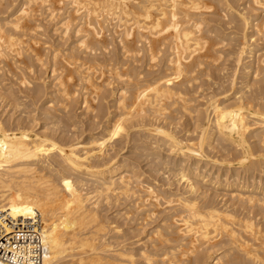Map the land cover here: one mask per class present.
I'll return each instance as SVG.
<instances>
[{
    "label": "bare ground",
    "instance_id": "6f19581e",
    "mask_svg": "<svg viewBox=\"0 0 264 264\" xmlns=\"http://www.w3.org/2000/svg\"><path fill=\"white\" fill-rule=\"evenodd\" d=\"M2 3H3V0H0ZM8 1V0H7ZM13 1V0H12ZM11 1V2H12ZM16 1V0H15ZM211 1V0H210ZM209 0H208V2H207V0H21V3L19 4V6L18 7H15V10H14V12L11 14V17L10 18H8V19H6V21L5 22H3V23H1L0 22V62L2 61L3 63L5 62V59L6 58H9V56H11V54H13L14 55V57H15V59L17 60L18 59V57H19V54H20V52H22V49L20 50L19 49V52H16V50L18 49V47H17V49L16 48H13V46L14 47H16V45H19L20 44V42L19 41H21L20 39H22V36H21V38H19V41H17L18 42V44H16L17 42H16V39H15V36L17 35H19L18 34V32L21 30V28L23 27L24 28V26L26 27V25H24L25 23V21L26 20H28L30 17L31 18H33V15H35L34 13H33V11L35 12H38V11H40L39 9H38V7L39 8H41L42 6L43 7H45V9L47 8V11H50L49 13L48 12H45V13H47L48 14V17L49 18H46L45 19V23L47 22V26H45L44 24H42L41 25V27L44 25L45 26V28H47L48 30H50V28L49 27H52V26H50V25H52V24H54V23H56V20H57V22L59 21V19H56L55 21H54V23L52 22L51 24L49 23V27H48V21H47V19H49V20H52V19H54V17L55 18H57V12H59V9L58 10H56L55 9V5L58 3V4H61L62 5V3H63V5H66L67 4V9L69 8V10H64V9H62V6L61 5H59V6H61V7H59V8H61L60 10L61 11H66V13H65V15H64V17L62 18V20H60V21H63L62 23H60V21H59V26L60 27H64L65 26V29L63 28L62 30H65V31H67V29L68 28H70V25H71V23L72 24H74V22L73 21H77L78 19V21H80V22H76V24H77V27H76V31H75V33H74V35H76L75 37H74V35H72V37H74V38H76L77 36H79L80 37V35H81V37L76 41V43H78L79 42V45H76V46H79L78 48H80V47H84V48H86V49H84V51H87V49H89V50H92V51H88V54H87V52H86V54H85V56L86 55H89V53L91 54L92 52L94 53V51L96 50V49H98V51H100V52H102L103 53V55L105 54V50H104V52H103V49L105 48V46H106V42H105V39L106 38H108V31H106V28L107 29H109L108 28V24H113L112 26L114 27V29H115V31L114 32H119V34L118 35H120V38L117 36V41L119 42L120 41V43L122 44V49L120 48H118L119 50H123L124 49V53H126L127 55H128V53L129 52H131V51H133V50H138V51H140V48L138 49V48H136L135 47V43H137L136 41H135V37L137 38V40H139V41H142V39L144 38L145 40H147L146 42H144V46H146V50H147V56L149 57H147L146 56V54L141 50V52L145 55V59H146V57H147V59L146 60H148V62L149 61H153V60H155L156 58V55L158 54V53H156L157 52V42H158V40L160 41L159 43V47L162 45V43L163 44H165L166 45V47H167V57H165L166 59H167V69H166V72H164L163 74H161V73H157L158 75H157V77H155V75L152 73L153 72V70H154V72L156 71L155 69H161V67L163 66V64H162V66L159 68V66L160 65H158L157 63H155L154 61V63L156 64V65H158V67L155 65V64H153V62H152V64L151 65H149L150 64V62L148 63V64H146L147 65V67L148 66H154L155 65V69H150V70H152V74L154 75V77L151 79L150 78V74H149V70H148V76H146L147 78H150L151 80H146L145 78L146 77H144V79H142L143 77H136V76H134V77H136V79L134 78V77H131L132 79H135L136 81H134L132 84H133V88H132V84H131V82L130 81H133L132 79H130V77H129V81H128V77H127V80H126V83L128 84V82H129V86L131 87V88H129V87H127L128 85L126 84V87H118L117 88V96L115 97V95L113 96V100L112 101H115V105L113 106V107H116V109H118V110H121V112H122V114H119L120 115V117H119V115L117 116V117H119V118H117L116 120H114L113 119V117H112V119H113V121L111 122L110 121V123L107 125V127H104L103 125H102V123L104 122V118L105 117H107L106 115H104V113L102 114V115H104L105 117H102L103 118V120H102V118H101V120H99L100 122H101V124H100V122L97 124V127L100 125H102L103 127L102 128H104V132L103 133H101L102 134V136L101 135H99V136H101V137H99L98 138V136H96L97 137V139L96 140H94V139H91L90 141H89V138L88 137H90L89 135H88V137H87V139H86V142H89V144H91V146L92 147H90V148H85V147H82V148H78V142L77 143H75V142H73L72 141V136L71 137H69V139L71 138V141L72 142H70L69 143V141L68 142H66L65 140H64V138L63 139H60V141H59V139L57 138V140H56V138H54L56 135H55V133H54V135H53V137H52V135H51V133L52 132H55L54 130V127L55 126H53L51 123V125L50 126H52L51 128L52 129H54L53 131H52V129H51V131L52 132H50V135L51 136H49V135H47V134H45L44 133V135H39L38 133H40L41 131H44V130H41V131H39V132H37V131H35V132H37V134H35V136L32 134L33 133V131L31 132L30 131V129H35V127H37L38 125H36V123H35V115L33 114V116L35 117L34 118V120H32L35 124L34 125H36V126H33V128H30V129H28V127H26V126H28V125H26V126H24V124H26V123H24V122H26V121H24V122H21L20 121V119H21V117H22V114H19L18 115V117L17 118H19V120H17L18 122H21V123H24L23 124V126L24 127H19V126H16V127H14V128H6L5 126H4V124H3V121H1L0 120V210H2V211H8L14 218H30V217H32V216H34V215H40L41 216V218H42V222H43V225H42V228H43V243H44V246H45V250L42 252V255H41V258H40V261L38 262V263H36V264H116V263H120L121 264V262H112V260L114 259V258H111V260H110V258L108 257V255H106V254H108V253H106L108 250L105 248L106 246H109L108 244H110V242L108 243V244H106V242H105V240H104V235L106 234V232H108L109 231V228H106L107 227V225H106V220L104 219V217H105V215H100V213H106L105 211H104V209H101V210H103L104 212H99L100 210V208H102V207H100L99 205H103L102 203H100V200L102 199V198H105V199H109V198H111V197H113V202L115 201V200H117V199H121L122 198V195L125 197H127V199H128V201L130 200V199H133V198H131V197H135L136 196V194H137V198L138 199H140V201L139 200H137V202L139 201V202H142V201H144V200H146V198L145 199H142V198H144L145 197V193L143 194L141 191H139V190H142V188H143V191H147V195H153L154 196V194H153V192L155 191L156 192V190H153V189H155L156 187H157V185L156 184H154V185H156L155 186V188L153 187V189L151 188V185L150 186H148V184L146 185V184H142L141 182V185H143V187L140 185V187H142L141 189H137L138 187H136V190L137 191H139L140 192V195H141V193L144 195V197H143V195L142 196H140L139 195V193H137V191H135V187H134V184H136L137 182H133L134 181V179H133V181L131 182V180H132V178L134 177V176H138V174H136V175H134L135 173L133 172V170H131L132 169V166H131V168L129 169L128 168V166L126 165V163H124L123 161H121V159L119 158V154H117L119 151V149L120 148H122V147H120L122 144H117L116 142V144L119 146V149H117V150H115V153L111 150L110 152L111 153H107L109 150L108 149H106V148H108L109 146L107 145V144H110V143H107V142H110L111 140H113V139H115L114 137H116L117 135L118 136H120L122 133L124 134V138L127 140L128 138H129V140H130V135H131V131H130V129L131 128H136V127H142V128H144L145 126H146V124H148V123H144L143 121L142 122H132V120H130L129 122H131V123H125V122H127V120L126 119H129V118H127V116H129V117H131L132 118V116H142V115H144L145 113H149L148 115H149V117L153 114V116L156 118V116L158 117V116H165V114L167 113V111H168V109L170 110V108L169 107H171V108H174V107H172L173 106V104L174 103H176V104H178V102H181L182 103V105H183V107L182 108H184L185 109V111H187L188 110V112L189 113H185V115L186 114H189L190 115V112L192 113V111H190L189 109H190V107H188V97H186L185 95L188 93H186L185 94V92H186V89H185V86L187 87V85H183V84H185L184 82H187V83H190L191 81H192V79L193 78H195V76L193 75V73H195V72H199L198 74L200 75V70L202 69L203 70V68H198L197 66H199V64L202 66V61L201 60H203V58L202 59H199V57H202L203 55H202V52H200V51H202V50H211L210 48H209V44L208 43H210V45H211V42H212V40L214 39V38H216V37H213L214 36V34H211L208 30V32H209V34L208 33H205L204 32V30H203V27H205L204 26V23L206 22H204L203 20L204 19H202V17H204V14L205 15H208L209 14V11H208V14H206V12H207V10H206V12L202 15V13L204 12V10L205 9H208V8H210L211 9V7H212V9L211 10H213V7H216L217 5L215 4V5H213L212 6V4H211V2H210ZM214 2H215V0H213ZM212 1V3H214ZM221 1V0H220ZM229 1V0H228ZM239 1H241V0H231L230 1V3H231V5H232V3H240ZM248 1V0H247ZM250 1H252L253 2V4H255V7L252 9V11H248L249 13L247 14V15H245L244 13H242V10L243 9H241L240 11H238L237 10V12H240V13H242L241 15H242V20H240L238 23H240V22H242V23H240V25H242V27L240 28V29H244V28H247V27H251V29H253V35L252 36H250V37H252V39L251 40H253V42L252 41H250V43H248V41L249 40H247V37H246V35L248 34V33H246V35H243V40L241 41V45H240V48H239V51H238V54L236 55V54H234V55H236L237 56V58H236V61H237V63H238V68H236V72L238 71H240L241 69L243 70V71H245V73H244V75L246 76V77H249V76H252V77H255V78H257V80L254 78V82L252 83V82H249L250 81V79H248L247 81H246V77L243 79V80H245L246 81V83L245 84H247V85H250L249 87H247V88H249V90L251 89V87L253 86H256V88L255 89H253V90H251V92L250 93H247V92H243V91H246L245 90V88L243 89V93H238L239 94V96H237L236 97V99L234 100V101H229V103L228 102H225V98H227V96L229 95V93H224V95H223V98H218V97H216V96H214L215 95V91H214V94H212L211 95V97H210V102L208 101L209 100V98H208V102L210 103V105H209V103H208V105H209V118H208V124L206 125V126H204L203 125V123L202 124H200L199 123V127H200V129H198L197 128V126H196V128L199 130V132H198V134L196 135V136H192L191 138H189V139H187V137L188 136H186V138H185V140L187 139V141L185 142H183L182 140H184V136H183V139L181 140L180 139V141L179 140H177L176 139V134H175V136H174V134H172V133H170V132H168V131H172V130H168V131H166L162 126H160V125H157L156 124V122L158 121H156L155 122V124H156V126H154V128L152 127V125H151V127H152V129L151 130H153L152 132H155L156 134H160L159 136H163L162 137V139L164 140V142H171L170 144H172L173 143V145H171V146H175V147H177L176 148V155L177 154H179L180 155V157H181V155L182 156H186L185 158H183V159H180V161L178 162L177 161V163H176V165L174 166V164L171 162V166H172V164H173V166H174V172H170L169 174L170 175H174V177L177 179V182H180V184H182L183 183V185H184V183H185V186L187 185V187H188V189L190 190V191H192V192H198L199 190H200V186H201V184L203 183L202 181L204 180L205 182H206V180L207 179H210V181L212 182V183H214L215 185L216 184H218V185H223V187L224 186H226V187H236V189L238 190V192L236 191H232V192H234L235 193V195H234V193H231L230 192V194L229 195H231L230 197H232V199L233 198H235V199H233V200H236V202L237 203H240V206L239 207H243V208H240V210L241 209H244L243 211H240L239 209H238V211H239V213H238V211L237 212H235V210H234V208L232 209V207H231V209L232 210H234V211H232V210H230L229 208H227V209H222L221 208V206L223 205H221V203L220 204H217L218 206L219 205H221L220 206V208L219 207H217L215 204V200H213V202H214V204L210 201V202H206L205 201V203H203L202 205H199L198 203L200 202H197V200H198V197H196L197 198V200L196 199H194V196L192 197L193 198V200H192V198L191 199H189L188 198V196L186 197L185 196V191L184 192H182L183 194H184V196H183V194L182 193H180L181 195L180 196H178V199H177V197L175 198V199H177V202H173V198L169 201V205H171V203L173 202V203H175L176 204V206L178 205L179 206V204L181 205V207L183 208V210H182V208H179V207H177V208H179L180 210H182L180 213L178 212V214H180L179 215V218H180V220H182V222H183V224H184V227L183 226H181V228L180 229H178V230H180L181 232H182V234H183V236L185 235L186 237H187V235H188V237H189V240H187V243H186V245L187 246H185V247H187V248H181L182 246H184L185 245V240H186V238L184 239V237L183 236H179V239H184V241H183V244L184 245H182L181 244V242L179 241V239H178V241H177V239H175L174 240V242H176V243H178V244H181V245H177L176 244V247L177 246H179V248H181L182 249V251L180 252L179 250V248L178 249H176V250H178V254H177V251H174L175 250V248H174V250H172L171 252H168L167 254H169V257H168V259H169V261L168 262H174V263H176V264H180V262H182V261H186L185 260V257L187 258V260H188V258H190V257H188V256H190L191 255V253H193V252H195V253H198V255L194 258V261H195V263L196 264H202L203 263V260L206 258V260H207V257L210 259L211 258V256L213 257L212 258V260H213V263L214 264H264V225L263 224H261V222H260V220L259 221H257V219H256V217L258 218V216H260V214H264V186H256V185H254V184H256L254 181H255V176H257V175H260V174H257V173H263V175H264V160H262V161H260V158L259 157H254V155H255V153H254V151H257V150H255L257 147H258V149H259V147H260V149L259 150H261L262 149V153L264 152V91H263V89H264V0H249V3H250ZM0 2V3H1ZM10 2V3H11ZM14 2V1H13ZM20 2V1H19ZM210 2V4H208ZM216 2H218V1H216ZM222 2V1H221ZM221 2H220V4H221ZM6 3V2H5ZM5 3H3V4H5ZM9 3V2H8ZM8 3L6 4L7 6H8ZM64 3H66V4H64ZM223 3V5L225 4L224 2H222ZM13 4V3H12ZM12 4H9V5H12ZM14 4H15V2H14ZM219 4V3H218ZM237 4V5H238ZM247 4V3H246ZM1 5V4H0ZM16 5V4H15ZM18 5V4H17ZM16 5V6H17ZM39 5V6H38ZM226 5V4H225ZM224 5V6H225ZM235 5V4H234ZM232 6L233 8L235 7V9H236V6ZM249 5V4H248ZM36 6H38V7H36ZM250 6V5H249ZM254 6V5H253ZM252 5H251V7H253ZM2 6H0V8H1ZM36 7V8H35ZM43 7L41 8V9H43ZM56 7H58V6H56ZM65 6H63V8H64ZM239 7H242V4H241V6L239 5ZM5 8H7V7H5ZM4 8V9H5ZM10 8V7H9ZM14 8V7H13ZM217 8H219V10H216V11H218V13L215 11V8H214V11H211V13H213L214 12V16H215V14L217 13V14H221L222 13V15L224 16V20H225V16L226 15H224V13L222 12L223 10H221V8L220 7H217ZM216 8V9H217ZM244 8V7H243ZM36 9H38V11L36 10ZM203 9V10H202ZM222 9H223V7H222ZM238 9V8H237ZM246 9H248V10H250L249 8H246ZM1 10V9H0ZM54 10H56V13L55 14H57L56 16H54L55 14L53 13L54 12ZM220 10H221V12H220ZM225 10V9H224ZM227 10V9H226ZM225 10V11H226ZM231 9H229L228 11H230ZM245 10V9H244ZM2 11V10H1ZM0 11V12H1ZM6 11H8V9H6ZM11 11H12V9H11ZM10 10H9V12H11ZM43 11H44V9H43ZM41 12V14L43 15V13L44 12ZM247 11V10H246ZM4 12H5V10H4ZM35 12V13H36ZM2 13V12H1ZM44 13V14H45ZM61 14L62 13H64V12H60ZM59 13V15H61ZM226 13V12H225ZM228 13V12H227ZM233 12H231V14H232ZM3 14V13H2ZM1 14V15H2ZM4 14H6V12L4 13ZM41 14H39L40 16H41ZM46 14V15H47ZM230 14V15H231ZM235 13H233V15H234ZM45 15V16H46ZM59 15H58V17H59ZM62 15V16H63ZM202 15V17H199V16H201ZM212 15V14H211ZM227 15H229V14H227ZM236 15V14H235ZM234 15V16H235ZM245 15V16H244ZM61 16V17H62ZM213 16V15H212ZM216 16H218V15H216ZM222 16V17H223ZM232 16V15H231ZM4 17V16H3ZM7 17H9V16H7ZM43 16H41V18H42ZM228 17V16H227ZM236 17H237V15H236ZM6 18V17H5ZM4 18V19H5ZM30 18V19H31ZM35 18H36V16H35ZM44 18V17H43ZM42 18V19H43ZM60 18V17H59ZM208 18H210V17H208ZM218 18H221L220 16L219 17H217V19ZM34 19V18H33ZM61 19V18H60ZM223 19V18H222ZM35 20V19H34ZM38 20V19H37ZM101 20L103 21V23L101 24ZM216 20V19H215ZM235 20V19H234ZM236 20H238L237 18H236ZM1 21H4V20H1ZM30 21H32L33 22V20H30ZM40 21V20H39ZM39 21H37V22H39ZM209 21V20H208ZM221 21V20H220ZM219 21V22H220ZM223 21V20H222ZM231 21V20H230ZM37 22H35V23H37ZM43 22V21H42ZM211 22H214L213 20L211 21ZM217 23H219L218 22V20L216 21ZM226 22H227V20H226ZM225 22V23H226ZM235 22V21H234ZM233 22V23H234ZM26 23H27V21H26ZM29 23V22H28ZM27 23V24H28ZM35 23L33 22V23H30L31 25H35ZM104 23H107L106 25L104 24ZM221 23V22H220ZM219 23V24H220ZM223 23V22H222ZM228 23V22H227ZM231 23H232V21H231ZM230 23V25H229V27H230V29H231V25H233V24H231ZM236 23V22H235ZM29 24V25H30ZM57 24V23H56ZM84 24L86 25V27L84 26ZM206 24H208V23H206ZM55 25V24H54ZM62 25V26H61ZM75 25V24H74ZM218 25V24H217ZM223 25V24H222ZM225 25V27L227 26L226 24H224ZM236 24H234V26H235ZM32 26V27H33ZM55 26H57L58 27V25H55ZM84 26V27H83ZM106 26V28H104V27ZM213 25H211V27H212ZM219 26V25H218ZM221 26V25H220ZM237 26V28H238V26H239V24H237L236 25ZM35 27H38V28H36L37 30H39V26H38V24H37V26L35 25L34 27H33V29H35ZM57 27H55V28H57ZM73 27H75V26H72L71 28L73 29ZM210 27V28H211ZM216 27V26H215ZM225 27H223V28H225ZM233 27V26H232ZM43 28V27H42ZM42 28H40V30H42ZM70 28V29H71ZM86 28V29H85ZM99 28V29H98ZM107 32V33H105V34H107L108 36H105V34H103V32H102V30L103 29ZM111 28V27H110ZM205 28H207V27H205ZM209 28V29H210ZM213 28V27H212ZM228 28V27H227ZM226 28V29H227ZM234 28V27H233ZM236 28V30L238 31V29ZM20 29V30H19ZM26 31L28 30V29H30V27L29 28H24ZM24 29H22V30H24ZM33 29H30V32H28V35L25 33V37H26V35L28 36V37H30L31 35H33L32 34V32H33ZM44 29V28H43ZM69 29V30H70ZM75 29V28H74ZM214 30H216L215 28H213ZM239 29V30H240ZM248 29V28H247ZM251 29H250V31H251ZM22 30H21V32H19L21 35H23L24 34V32H26V31H24L23 32V34H22ZM54 30V29H53ZM53 30H52V33H51V35L54 33L55 35H58V34H56V33H58L57 31L56 32H53ZM56 30V29H55ZM54 30V31H55ZM57 30H58V28H57ZM101 30V31H100ZM111 30V29H110ZM222 30V27L220 28V31ZM14 31H18L17 32V34L16 35H13V34H15L14 33ZM29 31V30H28ZM36 31V30H35ZM34 31V32H35ZM60 31H61V29H60ZM72 31V30H71ZM71 31H68V32H66V36H64V38L66 37V39L70 36L69 34H72V33H69V32H71ZM85 32V33H81V32ZM112 31V30H111ZM212 31V30H211ZM220 31H219V33H220ZM224 31V30H223ZM227 30H225L224 32H226ZM236 31V32H237ZM42 32H45V34H49V33H46V32H48V31H46V29H45V31H42ZM41 32V33H42ZM100 32H102V34L106 37L105 39H104V37L103 36H101V34H100ZM216 32V31H215ZM214 32V33H215ZM224 32H221V33H224ZM242 31H240V33H241ZM249 32V31H248ZM31 33V34H30ZM35 33H37V38H39V37H41V34H39L38 35V33H40L39 31L37 32H35ZM63 33L64 32H62V34H61V32H59V35H63ZM67 33H68V37H67ZM78 33H80L79 35H78ZM213 33V32H212ZM218 32L216 33L217 35H220ZM228 33V32H227ZM231 33H233V32H231ZM238 33H239V31H238ZM44 33H42V35H45ZM99 34H100V36L104 39H102V38H100L99 37ZM109 34H110V31H109ZM117 34V33H116ZM115 34V35H116ZM211 34V35H210ZM250 34V33H249ZM35 35V34H34ZM33 35V36H34ZM59 35H58V39H55L54 38V36H52V38L53 39H55V40H59L60 38V40L62 41V42H65V41H63V36H60V38H59ZM111 35H113V33L111 32ZM213 35V36H212ZM223 35V34H222ZM224 35L226 36V33H224ZM235 35L238 37V35L235 33ZM254 35L256 36H258V38H254ZM216 36V35H215ZM228 36H229V33H228ZM256 36V37H257ZM28 37L26 38V40H22L21 42L22 43H24V41H25V43L27 44V42H28V40L30 39H28ZM35 37V36H34ZM33 37V38H34ZM50 37V36H49ZM49 37H48V40H49ZM72 37L71 38H69V39H71L72 40ZM116 36H114L113 38H115ZM230 37L231 38H234V34H233V37L230 35ZM230 37H229V39H230ZM42 38H43V36H42ZM42 38H39V41H38V39L36 40V42L35 43H39V42H41L40 40H42ZM73 38V39H74ZM78 38V37H77ZM76 38V39H77ZM112 37L110 38V40H108V39H106V41H111V39H113ZM160 38H162V40H164V41H161L160 40ZM212 38V39H211ZM219 38H220V36L218 37V38H216V39H218L219 40ZM228 38V37H227ZM239 38H240V40H241V37L239 36ZM239 38H237L238 40H239ZM25 39V38H24ZM31 39H32V37H31ZM45 39H46V36H45ZM50 39H51V37H50ZM66 39H64V40H66ZM116 39V38H115ZM120 39V40H119ZM221 39V38H220ZM224 39H226V37L224 38ZM229 39L227 40L228 42H230L229 41ZM248 39H249V37H248ZM18 40V39H17ZM35 41V39H32V41ZM54 40V41H55ZM68 40V39H67ZM232 40V39H231ZM236 40V39H235ZM239 40V41H240ZM27 41V42H26ZM47 41V40H46ZM56 41V42H57ZM61 41H59V44L61 45ZM223 41V39L222 40H220V41H214V42H212V45H214V43L215 42H217V43H215V44H218L219 46H220V43ZM31 42V40H29V43ZM49 42V41H48ZM48 42H44V40H43V43H48ZM53 41H51V43H52ZM55 42V43H56ZM107 42V44L109 45V43ZM113 42H115L114 41V39H113ZM118 42H116V43H118ZM127 42V43H126ZM135 42V43H134ZM143 42V41H142ZM226 42V41H225ZM227 42V43H228ZM233 42V41H232ZM236 42H238V41H236ZM37 43V44H38ZM54 43V44H55ZM75 42H73V44H74ZM75 43V44H76ZM115 43V44H116ZM224 43V42H223ZM235 43V42H234ZM16 44V45H15ZM26 44H23L22 46H25ZM40 45L42 44V43H39ZM45 44V45H46ZM54 44L52 45V46H54ZM66 44H69L68 43V41L66 42V43H62V45H63V47H64V45H66ZM114 44V43H113ZM121 44H119L120 46H121ZM130 44V45H129ZM222 44V43H221ZM238 44V43H237ZM21 45V44H20ZM45 45L43 46V47H45ZM62 45H61V47H59V45L57 46L58 48H61L62 49ZM137 45V44H136ZM218 45H215V46H213V52H215V54L214 53H212V50H211V54L213 55H215V56H217V58H219V56H220V58L218 59V61L221 59V58H223L222 56H221V54H219L220 52L218 51V53H217V55H216V50H218V49H216V48H219V46ZM222 45H224V44H222ZM30 45H28V47H29ZM39 46V45H38ZM70 46V45H69ZM75 45H71L70 47H74ZM112 46V45H111ZM118 46V45H117ZM229 46H230V44H229ZM21 47V46H20ZM28 47H27V49H28ZM36 46H34V48H35ZM40 47V46H39ZM43 47H41V48H43ZM46 47H48L49 48V46H47L46 45ZM55 47V46H54ZM67 47V45L65 46V48ZM102 47H104V48H102ZM108 47V46H107ZM113 47V46H112ZM214 47H215V49H214ZM221 47V46H220ZM222 47H224V46H222ZM231 47V46H230ZM236 47H238V46H236ZM235 47V48H236ZM23 48V47H22ZM31 48V47H30ZM37 48V47H36ZM75 48H77V47H75ZM75 48L73 49V50H70L69 48H67V50H65L62 54L64 55L63 56V58L64 57H67L64 53H66L67 54V52L66 51H68V56L69 57H67V58H71L72 60H75V59H77V58H75L77 55H76V53L78 54L79 53V55L81 54V52H83V51H75L74 52V50H75ZM77 48V49H78ZM102 48V49H101ZM110 46H109V51H110ZM113 48H115L116 49V47H113ZM142 48V47H141ZM163 48V50H164V46L162 45V47L160 48V50ZM234 48V49H235ZM25 49V48H24ZM23 49V50H24ZM26 49V50H27ZM40 49V48H39ZM37 50L38 52L39 51H41L42 49H40V50ZM46 51L48 50L47 48H44ZM51 50H52V52H53V49L52 48H50ZM70 50V52L71 51H73L74 53H75V56L73 55V53L72 54H70L69 53V50ZM76 49V50H77ZM82 48H80V50H81ZM106 49V48H105ZM112 49V48H111ZM118 49H117V51H118ZM232 49V48H231ZM232 50V51H236V50ZM237 49V48H236ZM26 50H24L25 52H26ZM31 50V49H30ZM29 50V51H30ZM34 49L32 48V51H33ZM36 50H34L36 53L35 54H37V55H40V56H42V52H43V50L41 51V52H39V53H37V51ZM94 50V51H93ZM107 50V51H108ZM113 50V49H112ZM156 50V51H155ZM159 50V49H158ZM159 50V51H160ZM225 50V49H224ZM227 50V49H226ZM33 51V52H34ZM46 51H44L45 53H46ZM57 51H60V50H57ZM57 51L55 50L54 52V54L53 53H51V55H53V57L50 55V57L48 58V59H50V58H52V61H50V62H52L53 64H51V65H53V66H50V68H51V76H55V83L52 85V88H53V86H54V91L57 93L56 95L58 96V94L62 97V100H64L63 102H65V101H67V103L70 101L71 102V96H70V94H68L67 92L69 91L70 92V90L73 92V90H72V86H70V87H72L71 89H70V87H69V89L70 90H68V88H67V90H65L66 88H65V86L67 85V84H69V82L67 83V82H65L64 83V81H67L68 80V78H67V80H64V79H62V77L64 78L65 76H64V74H63V72H57V69L59 68H57V67H55V65H56V61L58 62V61H60V60H57V57H58V53H57ZM114 51H116V50H114ZM135 51H133V52H135ZM24 52V53H25ZM48 52V51H47ZM51 52V51H50ZM62 52V51H61ZM119 52V51H118ZM122 53H123V51H121ZM161 52H163V51H160L159 52V54L157 55L158 57L160 56V53ZM165 52V51H164ZM196 52H198L199 54H201V55H198L199 57L197 58V59H199L200 61H197V60H195L196 58H194L193 57V59H194V61H193V59L191 60V58H192V56L193 55H196V57H197V53ZM205 52V54L207 53L206 51H203V53ZM224 52V51H223ZM228 52V51H227ZM226 52V53H227ZM230 52V51H229ZM42 53V54H41ZM92 53V55H94ZM96 53V52H95ZM99 53V52H98ZM98 53H96V56H98L97 54ZM107 53V52H106ZM108 53H110V52H108ZM122 53H119V54H122ZM141 53V54H142ZM209 53V52H208ZM21 54H23V53H21ZM20 54V55H21ZM26 54V53H25ZM25 54H23V55H21V58H23L22 56H24L25 57ZM28 54L30 55V54H32L31 53V51L28 53L27 52V55H26V57L28 56ZM50 54V53H49ZM60 54V53H59ZM62 54H61V56H62ZM111 54V53H110ZM126 54H122L123 56H125ZM136 54V53H135ZM138 54H140V52H138ZM140 54V61L141 60H144L143 58L141 59V55ZM162 54V53H161ZM164 54H166V52L164 53ZM210 54V56L209 55H207L208 56V60L210 61V60H212V63H211V65L215 62V60H216V58L214 57V59L212 58V55ZM227 54H229V53H227ZM231 55H232V53H230ZM229 54V55H230ZM18 55V57H16ZM36 55V57H32L33 59H35V60H32V63H33V61L35 62L36 61V63H34V64H36V65H39V64H41V65H44L45 64V61L46 60H48L47 59V57H46V55H47V53H46V55L44 54V56H42V57H45L46 58V60L45 61H43V58L41 59V57L40 56H37ZM91 55V57H88L87 56V58L83 55H81L82 57H83V59L85 58L86 60L88 59V58H92L93 56ZM117 55V54H116ZM115 55V56H116ZM133 55V54H132ZM163 55V54H162ZM161 55V57H163ZM219 55V56H218ZM31 56H33V54L31 55ZM35 56V55H34ZM60 56V57H61ZM95 56V55H94ZM108 56H111V55H107V57ZM123 56H121V58H123ZM128 56H130V57H133V56H131V54L130 55H128ZM128 56L126 57L127 59H128ZM134 56H136L137 57V55H134ZM204 56H206V55H204ZM203 56V57H204ZM224 56V55H223ZM13 57V56H12ZM78 57V56H77ZM101 57V55H99V58ZM104 57V56H103ZM114 57V56H113ZM113 57H111L112 59H114ZM117 57V56H116ZM115 57V58H116ZM120 57V56H119ZM118 57V58H119ZM136 57H134V58H136ZM144 57V56H143ZM234 57V56H233ZM31 57L29 56L28 58H25L24 59V61L25 60H27V59H30ZM63 58H61V59H63ZM66 58V59H67ZM75 58V59H74ZM105 58V57H104ZM103 58V59H104ZM164 58V60H166ZM190 58V59H189ZM209 58H211V59H209ZM225 58V57H224ZM246 58H249L247 61L248 62H245L244 63V59H246ZM58 59H60V58H58ZM70 59V60H71ZM81 60L82 58H79L78 57V59H77V61L78 60ZM84 59V60H85ZM93 59V58H92ZM112 59H109L108 58V61L109 60H112ZM123 59H125V58H123ZM130 59V58H129ZM138 59V58H137ZM136 59V60H137ZM159 59H162V58H160L159 57ZM187 59H189V61H187ZM205 59H207V58H205ZM7 60H9V59H7ZM19 62H21V60L22 59H20L19 58ZM65 60V59H64ZM71 60V61H72ZM82 61L83 63L85 62V61ZM90 60V59H89ZM88 60V61H89ZM107 60V59H106ZM117 60L119 61L118 63L120 64L121 62H120V59H116V64H117ZM136 60H134V61H136ZM146 60H144V61H146ZM213 60H214V62H213ZM235 60V59H234ZM234 60H232V61H234ZM10 61L12 62V59H10ZM23 61V60H22ZM23 61V62H24ZM62 61V60H61ZM66 62L67 61H69L68 59L67 60H65ZM80 61V62H81ZM88 61H87V63H88ZM94 61H96L95 60V57H94V60H92V65L94 64ZM108 61H106V63L108 62ZM113 61V60H112ZM115 61V60H114ZM121 61L123 62V60L121 59ZM124 61H126V60H124ZM131 61H133V58H131ZM156 61V60H155ZM197 61V62H196ZM206 61V60H205ZM217 61V60H216ZM217 61V62H218ZM227 61V60H226ZM235 61V62H236ZM7 63H9L8 61H6ZM16 62V66L17 65H19V64H17L18 63V60L17 61H15ZM15 62H14V64H15ZM26 62V61H25ZM30 62V61H29ZM42 62V63H41ZM44 62V63H43ZM89 62H91V60L89 61ZM110 62V61H109ZM128 62V61H127ZM126 62V63H127ZM138 62H139V60H138ZM204 62V61H203ZM221 62V61H220ZM3 63H0L1 65L3 64ZM26 63H28V62H26ZM32 63H30V64H32ZM39 63V64H38ZM46 63H47V61H46ZM61 63V62H60ZM59 62H58V64H60ZM63 64H64V61L62 62ZM61 63V64H62ZM68 63V62H67ZM72 63V62H71ZM70 63V64H71ZM74 63V62H73ZM75 63H76V61H75ZM74 63V64H75ZM86 63V62H85ZM84 63V64H85ZM86 63V64H87ZM97 64H98V62H96ZM95 63V64H96ZM99 63H101L100 65H103L104 63H105V59H104V62L101 60V62H99ZM111 63V62H110ZM129 63H131V62H129ZM135 63H137V61L135 62ZM140 63V62H139ZM138 63V65H140ZM143 63H145V62H143ZM205 63V62H204ZM209 63V62H208ZM222 63V62H221ZM23 65H24V63H22ZM57 64V65H58ZM60 64V65H61ZM69 64V63H68ZM78 64V66L77 67H79L80 66V68H81V71H82V68H83V66L81 67V65H79V63H76L75 65H77ZM80 64H82V63H80ZM85 64V65H86ZM88 64H90L91 65V63H88ZM95 64H94V66H95ZM123 63H121V66H122V68L121 69H123V66L124 65H127V64H125L124 63V65H122ZM216 66H218L217 65V63L215 62L214 63ZM235 64V63H234ZM0 65V71L2 70L1 68H2V66ZM5 65H6V63H5ZM5 65H3L4 67H5ZM9 65H10V63H9ZM21 65V64H20ZM19 65V67L20 68H22V71H23V65H22V67ZM26 65V64H25ZM28 65V64H27ZM26 65V66H27ZM46 65V64H45ZM48 65V64H47ZM60 65H58V66H60ZM65 65H67V64H64V66ZM72 65V64H71ZM70 65V67H67V68H64V66H63V69L65 70V69H67L68 71H69V73L68 74H71V70L72 69H74V67L73 66H71ZM99 65V64H98ZM108 65V64H107ZM111 65V69H112V65H114V63L112 64H110ZM109 65V66H110ZM135 65V64H134ZM133 65V62H132V65H130V67L132 66H134ZM138 65L136 66V68H138ZM145 65V66H146ZM208 65H210V64H208ZM7 66V65H6ZM15 66V65H14ZM31 66H34L33 64L32 65H30V67L29 66H27V67H29V68H31ZM89 66V65H88ZM87 66V67H88ZM92 67V66H90V70H92V68H98L99 66H97V67ZM119 66V65H118ZM129 66V65H128ZM135 66H134V68H132V70L133 69H135ZM141 66V65H140ZM145 66H143V64H142V68H144ZM207 66V65H206ZM215 66V67H216ZM3 67V68H4ZM11 67H13L12 65L10 66V68ZM18 67V66H17ZM25 67V66H24ZM36 67H38V66H36ZM61 68H62V65L60 66ZM85 67V66H84ZM92 67V68H91ZM101 67H104V68H100L101 70L102 69H105V65L104 66H101ZM114 67H117V66H114ZM120 67V66H119ZM118 67V68H119ZM197 67V68H196ZM203 67H204V64H203ZM208 67V66H207ZM212 67V66H211ZM214 67V68H215ZM223 66H221V68H222ZM235 67V66H234ZM6 68V67H5ZM35 67H33V69H34ZM39 68H40V70H41V68L42 67H40L39 66ZM49 68V67H48ZM49 68V69H50ZM69 68L71 69V70H69ZM80 68L78 69V70H80ZM97 69L98 71L100 70V69ZM107 68V67H106ZM109 68V67H108ZM106 69V70H108V71H110L109 69ZM124 68H128L129 69V67H124ZM131 68H130V70H131ZM141 68V67H140ZM141 68V69H142ZM206 68V67H205ZM204 68V69H205ZM210 68V67H209ZM233 68V67H232ZM12 69H15V67L14 68H12ZM12 69H11V71H12ZM16 69H18V68H16ZM27 68H25L24 70H26ZM38 69V68H37ZM37 69H35L34 70V72H36L37 71ZM47 69V68H46ZM48 69V70H49ZM88 69V68H87ZM117 69V68H116ZM128 69H126L125 70V72H126V74H125V72L124 73H121V70H120V73H118L119 72V70H118V72H117V70H116V72H117V75H114V77L115 76H117V78L115 77V79H117V82H118V80L119 81H121V82H123L124 83V79H125V77H124V79H123V76H124V74L125 75H127L128 76V74H127V70ZM147 69H149V68H147ZM146 69V70H147ZM196 69H197V71H196ZM198 69H199V71H198ZM207 69V68H206ZM205 69V70H206ZM212 69V68H211ZM219 69V68H218ZM235 69V68H234ZM234 69H233V72H234ZM6 70V69H5ZM32 70V69H31ZM61 70V69H60ZM76 70V66H75V69H74V71H73V73L75 72L76 74H77V70ZM85 70V69H84ZM106 70H104V71H106ZM114 70V72H115V69H113ZM132 70H131V73H132ZM140 69H138V71H139ZM201 70V71H202ZM241 70V71H242ZM10 71V70H9ZM14 72H15V70H13ZM17 71V70H16ZM27 71V70H26ZM46 71V70H45ZM44 71V72H45ZM59 71V70H58ZM94 71H96V70H94ZM94 71H91L90 73H88V71L86 70L83 74V76L81 75L80 76V74H79V76L80 77H82V79H83V81H85L86 83L85 84H89V85H93V82H94V84H95V82L96 81H94L95 79H93V80H91V77H92V72H94ZM97 71V72H98ZM108 71H106V73L105 74H109L110 72H108ZM124 71V70H123ZM137 70H135V72H138ZM144 72H146V74H147V71H145V69L143 70ZM157 71H159V70H157ZM156 71V72H157ZM204 71V70H203ZM202 71V72H203ZM211 71V70H210ZM214 71V70H213ZM240 71V72H241ZM5 72V71H4ZM8 72V71H7ZM18 72H19V70H18ZM23 72H25V71H23ZM29 72H31V71H29L28 70V74H30V76L32 75V72L31 73H29ZM38 72H39V69H38ZM38 72H36L37 74H38ZM43 72V71H42ZM66 72V70L64 71V73ZM79 72V71H78ZM97 72L96 73H94L95 75H98L99 76V74H97ZM113 72V73H114ZM116 72H115V74H116ZM161 72V71H160ZM201 72V73H202ZM17 73V72H16ZM22 72H21V70H20V74H21ZM36 73H34V74H36ZM40 73V72H39ZM72 73V74H73ZM81 73V72H80ZM103 72H101L100 74H102V75H100L99 77H101V76H103V75H105ZM129 73V76H131L130 75V72H128ZM140 73V72H139ZM138 73V74H139ZM143 73V72H142ZM142 73H140L141 75H142ZM196 73V74H197ZM209 72H207V74H208ZM211 73V72H210ZM229 73V72H228ZM232 73V72H231ZM0 74H1V72H0ZM4 74H6V72L4 73ZM11 74V73H10ZM25 74V73H24ZM24 74H23V76H24ZM49 74H50V72H49ZM71 74V75H72ZM82 74V73H81ZM87 74V75H86ZM91 74V75H90ZM133 74H135V73H132V75ZM152 74H151V77H152ZM156 74V73H155ZM203 74H206L205 72H203ZM202 74V75H203ZM214 74V73H213ZM234 74H236V73H234ZM241 74H242V72H241ZM7 75V74H6ZM11 75H14V73L13 74H11ZM11 75H9V76H11ZM44 75V74H43ZM63 75V76H62ZM66 75V74H65ZM71 75H70V77H71ZM75 75V74H74ZM94 75V77L93 78H95L96 76ZM136 75V74H135ZM144 76H145V73L143 74ZM142 75V76H143ZM232 75V74H231ZM227 76L228 78H231L232 76ZM237 75V74H236ZM1 76V75H0ZM8 76V75H7ZM19 76H21V75H19ZM18 76V78H20ZM26 76V75H25ZM28 77H29V75H27ZM34 76H36V75H34ZM38 76V75H37ZM68 76V75H67ZM79 76H77V78L79 77ZM205 76V75H204ZM226 76V75H225ZM238 76V75H237ZM12 77V76H11ZM14 77V76H13ZM12 77V78H13ZM27 77V78H28ZM39 77H42V75L41 76H39ZM37 78V80L38 79H40V78ZM80 77L78 78V80L80 79ZM98 77V78H99ZM106 77V76H105ZM108 77V76H107ZM110 77H112L111 76V74H110ZM207 77V76H206ZM219 77H220V75H219ZM222 77V76H221ZM223 77H224V75H223ZM239 77V76H238ZM259 77V78H258ZM26 78V79H27ZM30 78V77H29ZM52 77H49L48 79H51ZM72 78H73V76H72ZM72 78H69V81H70V84H71V80H72ZM97 78V77H96ZM177 78H183L180 82L178 81V82H175L174 80L176 79V80H178ZM233 78V79H232ZM231 79H232V81L231 80H229V82L231 81V86H230V84L229 83H227V82H225V80H224V84L225 83H227V87L226 86H223V87H226L227 89H229V86L231 87V88H234V87H237V86H235L236 84H237V79L238 78H236L235 79V77L233 76ZM241 78V77H240ZM239 78V79H240ZM243 78V77H242ZM6 79V78H5ZM42 79V78H41ZM40 79V80H41ZM47 79V78H46ZM66 79V78H65ZM71 79V80H70ZM76 79V78H75ZM101 80L102 79H104L103 77H101L100 78ZM100 79H98V80H100ZM111 79V78H110ZM114 79V78H113ZM217 79V78H216ZM215 79V80H216ZM221 79V78H220ZM223 79V78H222ZM251 79H253V78H251ZM2 80V78L0 77V81ZM9 80V79H8ZM16 80V79H15ZM25 80V79H24ZM24 80H23V82H24ZM33 80H36V79H32V81ZM64 80V81H63ZM77 80V79H76ZM97 80V86L99 85V88H97L96 89V91H98V89H100V86L102 85L101 83L104 81L105 82V80H103L102 82H99ZM112 80V79H111ZM110 80V81H111ZM200 80V79H199ZM204 80V79H203ZM237 80V81H236ZM242 80V79H241ZM242 80V81H243ZM10 81V80H9ZM19 82H20V80H18ZM27 81V80H26ZM44 81H45V79H44ZM43 81V82H44ZM50 81V80H49ZM93 81V82H92ZM108 81V80H107ZM106 81V82H107ZM114 81V80H113ZM113 81H111V82H113ZM221 81V80H220ZM226 81H228L227 80V78H226ZM253 81V80H252ZM255 81H256V83H255ZM3 82V81H2ZM12 82V81H11ZM22 82V84L24 85V83ZM37 82V81H36ZM51 82V81H50ZM76 81H73V83H75ZM78 82V81H77ZM103 82V85L105 84ZM111 82H110V85H111ZM120 82V83H121ZM205 82V81H204ZM216 82V81H215ZM239 82V81H238ZM13 83H14V81H13ZM16 83V82H15ZM28 83H29V81H28ZM38 83V82H37ZM36 83V84H37ZM52 83V82H51ZM82 83H83V86H85L84 85V82H80V84L82 85ZM119 83V84H120ZM122 83V84H123ZM200 84H201V80H200V82H199ZM208 83V82H207ZM221 83H223V81L221 82ZM220 83V84H221ZM254 83H255V85H254ZM12 84V83H11ZM18 84V83H17ZM21 84V83H20ZM31 84V83H30ZM34 84V83H33ZM32 84V85H33ZM36 84L34 85V86H36ZM109 84V82L106 84V85H108ZM114 85L116 84V83H113ZM124 84V85H125ZM191 84V83H190ZM216 84V83H215ZM228 84H229V86H228ZM244 84V85H245ZM27 85V84H26ZM25 85V86H26ZM40 85H41V83H40ZM43 85V84H42ZM41 85V86H42ZM49 85V84H48ZM47 85V86H48ZM71 85H73V84H71ZM74 85H76V84H74ZM102 85V86H103ZM110 85H108V87L110 88ZM211 85H212V83H211ZM238 85V84H237ZM239 85H243V83L241 84H239ZM243 85V86H244ZM1 86V85H0ZM3 86V85H2ZM17 86V85H16ZM18 86H20V85H18ZM17 86V88H19ZM31 86V85H30ZM40 86V87H41ZM68 86V85H67ZM95 86L96 85H93V87L95 88ZM121 86V85H120ZM196 86V85H195ZM194 86V87H195ZM213 86V85H212ZM222 86V85H221ZM4 87V86H3ZM15 87V86H14ZM21 87V86H20ZM27 87L28 86H26L24 89L26 90L27 89ZM33 87V86H32ZM37 87V86H36ZM43 87V86H42ZM41 87V88H42ZM46 87V86H45ZM86 87V86H85ZM84 87V88H85ZM103 87H105V86H103ZM107 87V86H106ZM105 87V88H106ZM112 87V86H111ZM117 86L115 85V88H116ZM209 87V86H208ZM211 87V86H210ZM218 87H219V85H218ZM252 87V88H253ZM22 88V87H21ZM34 88V87H33ZM47 88L48 87H46L45 89L47 90ZM49 88H51V86L49 87ZM79 89H81L80 87H78ZM93 88V90L95 91V89ZM113 88V87H112ZM115 88H113L114 90H116ZM221 88V87H220ZM220 88H217V89H220ZM225 88V89H226ZM241 88V87H240ZM240 88H239V90H240ZM5 89H6V87H5ZM4 89V90H5ZM8 89V88H7ZM24 89H22V90H24ZM44 89V88H43ZM74 89V88H73ZM83 89V88H82ZM86 89H89V87L88 88H86ZM102 89V88H101ZM100 89V90H101ZM187 89H189L188 87H187ZM191 89V88H190ZM206 89V88H205ZM211 89V88H210ZM222 89V88H221ZM224 89V88H223ZM235 89V88H234ZM9 90H12V89H9ZM14 90V89H13ZM22 90H20V91H22ZM30 90H31V87H30ZM30 90H27V91H30ZM48 90H50V89H48ZM53 90V89H52ZM74 90H77V89H74ZM85 90V89H84ZM104 90V89H103ZM112 90V89H111ZM113 90V91H114ZM192 90V89H191ZM190 90V91H191ZM196 90H197V88H196ZM207 90V89H206ZM229 90H231V89H229ZM229 90H228V92H229ZM237 90V89H236ZM238 90V91H239ZM248 90V89H247ZM8 91V90H7ZM6 91V92H7ZM16 91V90H15ZM39 92H40V89L38 90ZM67 91V92H66ZM86 91V90H85ZM93 91V92H94ZM95 91V92H96ZM108 91H110V90H108ZM189 91V92H190ZM213 91V90H212ZM224 91V90H223ZM1 92H4V91H2L1 90ZM0 92V93H1ZM10 92V91H9ZM8 92V93H9ZM26 92V91H25ZM34 92V91H33ZM32 92V93H33ZM50 92V91H49ZM77 92V91H76ZM81 93H83V91H80ZM93 92L91 93V92H89L88 94H82V95H85L84 96V98H82L83 96L82 95H79L83 100H80V101H83V103L85 104H83L84 106H85V108H89V104H87V102L89 103V100L90 99H88V101H87V95L89 96L90 95V93L91 94H93ZM100 92H102V90L100 91ZM192 92V95H193V92L194 91H191ZM190 92V93H191ZM196 92V91H195ZM198 92V91H197ZM219 92H221V93H223L222 91H219ZM219 92H217V93H219ZM235 92V91H234ZM17 93H19L18 91H17ZM28 93V92H27ZM26 93V94H27ZM30 93V92H29ZM28 93V94H29ZM40 93H42V91L40 92ZM39 93V94H40ZM43 93H45L44 91H43ZM51 93V92H50ZM81 93H79V94H81ZM86 93V92H85ZM106 92H104V94H105ZM109 93V92H108ZM107 93V94H108ZM220 93V94H221ZM231 93V92H230ZM4 94V93H3ZM3 94H1V95H3ZM7 94V93H6ZM5 94V95H6ZM9 94H11L12 95V97H13V95L15 94L14 93V91H12L11 93H9ZM22 94V93H21ZM27 94V95H28ZM35 96H36V94H38V93H33ZM33 94H31L30 93V95H33ZM48 94V93H47ZM53 94H54V92H52V94H50V96H49V98H52L53 97ZM97 94L98 93H95V94H93V95H95V97L94 98H96L97 99ZM101 94V93H100ZM104 94H102L103 96H104ZM107 94L103 97V96H101L102 98H101V100L103 101V98H105L106 96H107ZM237 94V95H238ZM4 95V96H5ZM30 95H28V97L30 96ZM41 95V94H40ZM55 95V94H54ZM70 96V98H69V96ZM72 95V94H71ZM76 95H77V93H76ZM93 95H91V96H93ZM188 95L190 96V98L192 97V99H194L193 98V96L192 95H190L189 93H188ZM8 96V94L6 95V97ZM10 96V95H9ZM15 96V95H14ZM20 96V95H19ZM21 96H23V95H21ZM39 96V95H38ZM97 96V97H96ZM109 97H110V94L108 95ZM213 96L214 97H216V98H214L213 100H212V98H213ZM0 97H2V96H0ZM16 97H18V96H16ZM15 97V98H16ZM31 97V96H30ZM42 97H43V95H42ZM75 97V96H74ZM74 97H72L73 99H74ZM77 97V96H76ZM75 97V98H76ZM100 97V96H99ZM198 97V96H197ZM4 98V97H3ZM14 98V99H15ZM22 98L23 97H21L18 101H17V103H19L20 102V100H22ZM31 98H33L32 100H34V96L33 97H31ZM37 98V97H36ZM41 98V97H40ZM94 98L92 99V101L94 100ZM108 98V97H107ZM112 97H110V98H108V99H111ZM13 99V98H12ZM18 99V98H17ZM28 99V98H27ZM26 99V100H27ZM44 99V98H43ZM53 99V98H52ZM61 98H59V100H60ZM68 99H69V101H68ZM73 99H72V102H73ZM79 98L77 97V100H78ZM106 99V98H105ZM192 99H191V103H192ZM197 99V98H196ZM23 100H24V98H23ZM38 100H40V99H38ZM62 100H61V104H63L62 103ZM75 100V99H74ZM100 100V99H99ZM107 100V99H106ZM190 100V99H189ZM9 101V100H8ZM30 101V100H29ZM37 101V100H36ZM41 101V100H40ZM45 100H43L42 102H44ZM91 101V100H90ZM102 101H99V102H102ZM203 101V100H202ZM200 102V103H206V101L205 102ZM15 102H16V100H15ZM22 102V101H21ZM24 102V101H23ZM28 102V101H27ZM52 102V101H51ZM50 102V103H51ZM53 102H55V101H53ZM71 102V103H72ZM78 102V101H77ZM95 102H97L98 103V101L96 100V101H94V104L96 105L97 103H95ZM173 102V104H172V106H170V104ZM197 102V101H196ZM199 102V101H198ZM10 103H11V101H10ZM26 103V102H25ZM32 102H30V104H31ZM36 103H38V101L36 102ZM67 103H64L63 104V108H66V110H68V108L67 107H69V105L67 104ZM80 103H82V102H80ZM112 103V102H111ZM5 104V103H4ZM24 104V103H23ZM22 103H21V106L23 105ZM40 104V103H39ZM43 104V103H42ZM46 104V103H45ZM44 104V105H45ZM48 104V103H47ZM70 104V103H69ZM76 104V103H75ZM75 104H72V105H74L73 107H76L75 106ZM91 104V103H90ZM93 104V105H94ZM104 104H105V102H104ZM189 104H190V102H189ZM198 105H199V103H197ZM1 105V104H0ZM7 105H8V103H7ZM14 105V104H13ZM12 105V106H13ZM17 104L15 103V108L16 107H18V105L16 106ZM32 106H33V104H31ZM50 105V104H49ZM77 105H78V103H77ZM92 105V104H91ZM90 105V106H91ZM94 105V110H95V106ZM98 105V104H97ZM108 105V104H107ZM181 105V106H182ZM191 105V104H190ZM200 105H203V104H200ZM11 106V105H10ZM19 106H20V104H19ZM20 106V107H21ZM28 106H29V104H28ZM27 106V107H28ZM40 107H41V104L39 105ZM39 106H37V107H39ZM51 107H53L54 106V104H53V106H52V104L50 105ZM49 106V107H50ZM70 106H71V104H70ZM81 106V105H80ZM80 106L78 105L77 107H79L80 108ZM83 106V107H84ZM99 106V105H98ZM98 106L96 107V112H98ZM174 106H176V105H174ZM181 106H180V109H182L181 108ZM19 107V108H20ZM25 107H26V104H25ZM30 107V106H29ZM36 107V106H35ZM50 107V108H51ZM177 107H179V106H177ZM195 107V106H194ZM200 107V106H199ZM198 107V108H199ZM207 107V106H206ZM205 106L203 107V109L206 111L207 109H205L206 108ZM9 108V107H8ZM13 108V107H12ZM32 108V107H31ZM33 108H34V106H33ZM33 108H32V110H33ZM43 108V107H42ZM50 108H48V110L47 109H45V108H43V109H45V110H47V111H49V109ZM56 108V107H55ZM78 108V109H79ZM84 108V109H85ZM100 108V107H99ZM102 109H104L103 107H101ZM105 108H107V106H105ZM110 108V106L108 107V109ZM197 108V107H196ZM196 109V113L198 114L199 112H198V110L199 109ZM17 109V108H16ZM23 110H24V108H22ZM25 109H27V108H25ZM29 109V108H28ZM43 109H42V111H43ZM57 109H59V108H57ZM73 108H71V110H72ZM83 109V108H82ZM108 109H107V111H108ZM113 109V108H112ZM111 109V110H112ZM115 109V108H114ZM184 109H182L180 112H185L184 111ZM193 109V108H192ZM191 109V110H192ZM11 110V109H10ZM21 110V109H20ZM22 110V111H23ZM31 110V109H30ZM30 110H28V111H30ZM41 110V109H40ZM53 110V109H52ZM64 111V110H61L60 109V111H62V112H67V111ZM92 110H93V108H92ZM104 110H106V109H104ZM148 110V112H146ZM201 110H202V106H201V108H200V112H201ZM203 110V111H204ZM5 111H6V109H5ZM9 111V110H8ZM13 111V109L10 111V113ZM22 111H20V113H22ZM27 111V110H26ZM34 111H35V109H34ZM50 111H51V109H50ZM58 111V110H57ZM59 111V112H60ZM73 111H75V110H73ZM80 111V110H79ZM85 111V110H84ZM84 111H82V112H84ZM91 111V110H90ZM90 111H88V113H89V115L91 114L90 113ZM101 111V110H100ZM107 111H105V112H107ZM124 111V112H123ZM172 111V110H171ZM176 111V110H175ZM178 111V109H177V112H179ZM204 111V112H205ZM4 112V111H3ZM2 112V113H3ZM37 112H39V108H38V111ZM36 112V113H37ZM51 112H54V111H51ZM51 112H50V115H51ZM59 112H56L55 111V113H56V115L59 113ZM68 112L70 113V111L68 110ZM67 112V113H68ZM102 112V111H101ZM119 113V111H117L116 110V113ZM120 112V113H121ZM168 112H170V111H168ZM17 113V112H16ZM32 113V112H31ZM54 113V114H55ZM61 113V112H60ZM59 113V114H60ZM64 113V114H65ZM73 113V112H72ZM78 113V112H77ZM94 113H95V111H94ZM109 113L110 112H108V115H109ZM171 113V112H170ZM206 113V112H205ZM7 114V113H6ZM24 114V113H23ZM25 114H26V112H25ZM29 114H30V112H29ZM40 113H38V115H39ZM41 114H42V112H41ZM43 114H44V112H43ZM48 114V113H47ZM53 114V113H52ZM53 114V115H54ZM83 114V113H82ZM85 114V116L87 115V112L86 113H84ZM106 114V113H105ZM174 114V113H173ZM172 114V115H173ZM180 114V113H179ZM182 114V113H181ZM193 115H194V111H193V113H192ZM192 114L190 115V116H192ZM196 114V115H197ZM201 114V113H200ZM199 114V115H200ZM212 114V115H211ZM26 115H28V113L26 114ZM53 115H51V116H53ZM72 116V114H69V116ZM73 115H75V113L73 114ZM93 116H94V114H92ZM98 115V113H96L95 114V116H97ZM101 115V114H100ZM122 115V116H121ZM170 114H168V116H169ZM171 115V116H172ZM175 115H178L177 113L175 114ZM172 116L173 118L175 117L176 119H177V117L178 116ZM185 115L183 116L184 118H185ZM195 115V116H196ZM198 115V116H199ZM203 115V114H202ZM205 115V114H204ZM10 116V115H9ZM31 116V115H30ZM30 116H27V117H30ZM39 116H42V115H39ZM61 116H64L63 114L61 115ZM80 116H82V115H80ZM95 116H94V118H95ZM145 116H147V114L145 115ZM153 116H152V118H153ZM170 116V117H171ZM181 115H180V117H182ZM190 117L191 119H192V123H190V118H189V116H186L187 118H188V120L187 121H189V123H187L186 122V118H185V123H187V124H185V123H181V124H185L186 125V127H187V129L189 128V126L188 125H190V124H193L194 123V125H196L195 123H197V121H201V119H203L202 121H204V118H201V119H199V117ZM210 116H212V117H210ZM249 116L250 117H256L257 118V120H256V122H249ZM4 117H6V116H4ZM3 117V118H4ZM11 117H12V115H11ZM25 116H23L22 118H24ZM49 117V116H48ZM54 117H55V115H54ZM57 117V116H56ZM55 117V118H56ZM58 117H60V115L58 116ZM58 117H57V120H58ZM67 118H68V114H67V116H66ZM77 118H75V119H79L80 120V118L78 117V115L76 116ZM83 117H84V115H83ZM83 117L81 118V120L83 119ZM89 117V116H88ZM90 117H91V115H90ZM88 118V119H92V121L91 122H93V124H94V121H93V118ZM108 117H110V116H108ZM107 117V118H108ZM134 117V118H135ZM2 118V116L0 117V119ZM2 118V119H3ZM7 118H9V117H7ZM16 118V119H17ZM38 118V117H37ZM36 118V119H37ZM40 118V117H39ZM46 118H47V116H46ZM52 119H54L53 117H51ZM51 118H50V120H48L49 118H47V119H45V117H44V119L47 121H51ZM61 118H63V117H61ZM70 118H72V117H70ZM73 118H74V116H73ZM72 118V119H73ZM86 118H87V116H86ZM111 118V117H110ZM130 118V119H131ZM141 118V117H140ZM139 117H138V119H140ZM143 118H144V116H143ZM143 118L141 119V120H143ZM151 118V120L153 121L154 119H152ZM164 118V117H163ZM165 118H166V116H165ZM168 118L169 117H167V120H168ZM172 118V119H173ZM174 118V119H175ZM6 119V118H5ZM26 120H27V118H25ZM32 119H33V117H32ZM41 119V118H40ZM39 119V120H40ZM60 119V118H59ZM74 119V120H75ZM85 119V118H84ZM96 120L98 119V118H95ZM111 119V120H112ZM144 119H146V117L144 118ZM150 119V118H149ZM157 119H159V118H157ZM162 119V118H161ZM190 119V120H189ZM7 120V119H6ZM41 120H43V119H41ZM45 120H43V121H45ZM55 120V119H54ZM61 120V119H60ZM60 120L59 121H57V122H60ZM63 120H65V116H64V119ZM80 120V121H81ZM89 120V121H90ZM126 120V121H125ZM146 120H148V119H146ZM160 120V119H159ZM162 120H164V119H162ZM166 119L164 120V121H167ZM170 120V119H169ZM5 121V120H4ZM8 121V120H7ZM12 122L13 121V123L15 122V119H13V120H11V119H9V122ZM53 121V120H52ZM51 121V122H52ZM62 121V120H61ZM86 121H88V120H86ZM85 121V122H86ZM134 121H136V120H134ZM139 121V120H138ZM173 121H176V120H173ZM178 121H180V118H179V120ZM251 121V120H250ZM28 122H30V120L28 121L27 120V123ZM33 122H31V123H33ZM42 122V121H41ZM67 121H65V123H66ZM71 122H73V121H71ZM91 122H88L87 124H88V127H89V123H91ZM96 122V121H95ZM146 122H149V121H146ZM162 122V121H161ZM168 122V121H167ZM171 122H172V120H171ZM17 123V122H16ZM40 123V122H39ZM53 123H56V122H53ZM69 123V122H68ZM74 123H78V122H74ZM80 123V122H79ZM82 123V122H81ZM151 123V122H150ZM149 123V124H150ZM163 123V122H162ZM166 123V122H165ZM170 123V122H169ZM12 124V123H11ZM11 124H9V125H11ZM29 124V123H28ZM59 125L61 124H63V122H61V123H58ZM58 124H54V125H58ZM70 124V123H69ZM72 124V123H71ZM86 124V123H85ZM93 124H91L92 126H93ZM104 124V123H103ZM105 124H106V121H105ZM160 124V123H159ZM170 124H173V122L172 123H170ZM6 125H8V124H6ZM19 125V124H18ZM22 125V124H21ZM33 125V124H32ZM31 125V126H32ZM45 125V124H44ZM48 125V126H49ZM65 126H67L66 124H64ZM74 125V124H73ZM163 125V124H162ZM194 125H192L193 127H194ZM42 126V125H41ZM47 126V127H48ZM50 126H49V128H50ZM71 129L73 128H75L74 126L72 127V126H70V125H68ZM68 126H67V131L69 130L68 129ZM77 126V125H76ZM148 126V125H147ZM150 126V125H149ZM148 126V127H149ZM179 126H181V127H183L182 125H179ZM255 126V127H254ZM12 127V126H11ZM19 127V128H18ZM30 127V126H29ZM44 127V126H43ZM59 127H61V128H59ZM58 128L59 129H62V131L65 129V128H62V126H59ZM93 127H96L95 126V124H94V126ZM169 127H171V126H169ZM173 127V126H172ZM175 127V126H174ZM190 127H191V125H190ZM252 129H251V128ZM17 128V129H16ZM56 128V130H57V132H58V134H59V129H57V126L55 127ZM92 128V127H91ZM101 128V129H102ZM146 128V127H145ZM144 128V129H145ZM167 128H168V125H167ZM178 128V127H177ZM180 128V127H179ZM184 128V127H183ZM195 128V129H196ZM44 129H46V126H45V128ZM48 129V128H47ZM46 129V130H47ZM70 129V130H71ZM73 129H72V132H74L73 131ZM87 129V127L85 128V129H82L83 131L84 130H86ZM94 129V128H93ZM96 129V128H95ZM94 129V131H97V129L98 130H100L99 129V127L95 130ZM144 129L142 130V131H144ZM148 129V128H147ZM171 129V128H170ZM190 129V128H189ZM36 130V129H35ZM46 130L44 131V132H46ZM49 130V129H48ZM48 130H47V132H48ZM66 130H65V132H66ZM78 130V129H77ZM76 129H75V132L77 131ZM88 130H90V128L88 129ZM88 130H86L87 132H89ZM103 130V129H102ZM136 130V129H135ZM134 130V131H135ZM179 130V129H178ZM185 130V129H184ZM192 130V129H191ZM91 131L92 130H90V133L89 134H92L91 133ZM93 131V133H95ZM140 130L138 129V131L136 130V134H139L138 132H139ZM148 131H150V129L148 130ZM181 131H182V128H181ZM180 131V132H181ZM189 130H187V132H188ZM193 131H195V130H193ZM193 131H192V133H193ZM197 131V130H196ZM57 132H56V134H57ZM65 132H61L62 134L63 133H65ZM75 132H74V134H75ZM151 132V131H150ZM151 132V133H152ZM173 132V131H172ZM176 132V131H175ZM183 132V131H182ZM60 133V134H61ZM66 133H68V132H66ZM66 133L65 134H63V135H66ZM81 133V132H80ZM146 133V132H145ZM149 133V132H148ZM147 133V134H148ZM154 133V134H155ZM178 133H179V131H178ZM191 133V132H190ZM192 133H191V135H192ZM247 133H250V135L249 134H247ZM43 134V133H42ZM61 134V136H63ZM71 134V133H70ZM76 134H78V133H76ZM87 134V133H86ZM122 134V135H123ZM155 134V135H156ZM180 134V133H179ZM178 134V135H179ZM185 134H188V133H185ZM69 135V134H68ZM73 135V134H72ZM79 135V134H78ZM78 135H76V137L78 136ZM122 135H121V137H122ZM132 135H133V133H132ZM153 135V134H152ZM182 135V134H181ZM190 135V134H189ZM248 135L250 136V138L251 137H253V139H252V141L253 140H255V139H257V141H256V145H258V146H251V144H249V137H248ZM61 136L59 137V138H61ZM74 136V135H73ZM94 136V135H93ZM117 136V137H118ZM135 136V135H134ZM134 136L132 137L133 139H134ZM149 136V135H148ZM64 137V136H63ZM67 137V136H66ZM75 137V138H76ZM80 137H81V135H80ZM116 137V138H117ZM136 138H135V140L136 139H138V137L137 136H135ZM139 137H142V136H140L139 135ZM144 137H146V134H145V136ZM151 137H154V136H151ZM74 138V137H73ZM74 138V139H75ZM83 138H84V135H83ZM92 138V137H91ZM94 138V137H93ZM123 138V139H124ZM143 138V137H142ZM147 139V143H148V138L149 137H146ZM249 138V139H248ZM67 139H68V137H67ZM68 139V140H69ZM73 139V140H74ZM78 139H80L81 140V138H78ZM77 138L75 139V141L76 140H78ZM139 139H141V138H139ZM145 139V138H144ZM152 139V138H151ZM150 139V140H151ZM155 139H157V138H155ZM161 138H159V140H160ZM220 140V141H222L224 144L225 143H227L228 141V143H230V142H232V145H233V143H236L235 145H238V146H240L238 149H239V153H238V155H237V153H235V152H233L232 151V153H235L239 158H238V166H236L235 164H233V162L230 160V158L228 159V157L229 156H227L228 155V152L230 151V150H233V148L231 149H228L229 151L227 152L226 150V144L225 145H223L222 147H219V149L216 151V154H218L217 152L219 151V155H220V153L221 152H223V153H225V151H226V153L225 154H227L226 156H225V158L224 157H222V155H220V156H218V158H217V156H216V158H211L210 156H209V153L210 152H212V151H210L211 150V148L213 149L215 146L214 145H212L213 143H214V141L215 142H217V140ZM83 140V139H82ZM120 140V139H119ZM122 140V139H121ZM154 139H152V141H153ZM162 140V141H163ZM218 140V141H219ZM117 141V140H116ZM123 141H125V140H123ZM140 141V140H139ZM142 141V140H141ZM151 141V142H152ZM182 141V142H181ZM251 141V140H250ZM251 141V142H252ZM80 142V141H79ZM112 142V141H111ZM125 142H127V141H125ZM136 142V141H135ZM137 142H138V140H137ZM144 142H146V141H144ZM150 142V141H149ZM150 142V143H151ZM156 142V141H155ZM154 142V143H155ZM160 142H161V140H160ZM159 142V143H160ZM68 143V144H67ZM85 143V142H84ZM114 143V142H113ZM130 143V142H129ZM132 143V142H131ZM133 143H134V141H133ZM142 143V142H141ZM157 143H158V140H157ZM163 143V142H162ZM223 143H220L221 145L223 144ZM145 144V143H144ZM156 144V143H155ZM164 144V143H163ZM168 144V143H167ZM215 144H219V142H217V143H215ZM80 145H82V143H80ZM112 146H115V145H113V144H111ZM124 145H125V143H124ZM127 145V144H126ZM125 145V146H126ZM134 145H136L137 146V144H134ZM156 145H158V144H156ZM169 145V144H168ZM167 145V146H168ZM214 146V147H212V146ZM234 145V146H235ZM84 146V145H83ZM108 146V147H107ZM111 146V147H112ZM117 146V147H118ZM135 146V147H136ZM141 146V145H140ZM139 145H138V147H139V150H141L142 148L144 149V150H148V151H150L151 152V156H155V158H154V163H155V165L157 164V165H165V166H167V165H169V161H167V159L169 158V157H166V159L165 158H161V160H160V157L162 156V153L157 149V147H155L154 146V144L152 145V144H147V145H143L142 147H140ZM160 146H162L163 147V145H160ZM159 146V147H160ZM209 146H211V148H210V152L208 151V153H207V148L209 147ZM219 146V145H218ZM231 146V145H230ZM229 145H227V148H229L230 147ZM79 147H81V146H79ZM110 147V148H111ZM127 147H129V146H127ZM134 147V146H133ZM132 147V148H133ZM169 147H170V145H169ZM175 147H174V149H175ZM217 147V146H216ZM216 147H215V149H216ZM85 150H84V149ZM116 148V147H115ZM141 148V149H140ZM161 148V147H160ZM164 148V147H163ZM166 148V147H165ZM171 148V147H170ZM235 148H237L236 146H235ZM87 149V150H86ZM112 149H114V147H112ZM129 149V148H128ZM138 149V148H137ZM135 150V151H138V150ZM215 149H214V151H215ZM84 150V152H82ZM96 150V151H95ZM122 149H120V151H121ZM133 150V149H132ZM164 150V149H163ZM163 150H162V152H163ZM117 151V152H116ZM125 151V150H124ZM165 151H166V149H165ZM167 151H173V150H167ZM213 151V152H214ZM221 151V152H220ZM234 151H236V150H234ZM142 152H144V151H142ZM175 152V151H174ZM212 152V153H213ZM261 152V151H260ZM260 152L259 151H257L256 153H257V155L259 154V155H262V154H260ZM136 153V152H135ZM137 153H139V152H137ZM167 153V152H166ZM222 153V154H223ZM230 153H231V151H230ZM144 154V153H143ZM146 154H147V151H146ZM211 154V153H210ZM225 154H223V156L225 155ZM126 155V154H125ZM136 155V158H137V154H135ZM169 155V154H168ZM213 155V154H212ZM264 155V154H263ZM123 156V155H122ZM150 156V155H149ZM171 156V155H170ZM173 156V155H172ZM127 157H129L128 155H127ZM139 157V156H138ZM142 157H144V156H142ZM163 157V156H162ZM174 157V156H173ZM221 159H220V158ZM233 157H235V156H233ZM254 157V158H253ZM130 158V157H129ZM128 158V159H129ZM135 158V159H136ZM141 158V157H140ZM145 158H146V155H145ZM149 158V157H148ZM151 158V157H150ZM191 158V159H190ZM224 158V159H223ZM227 158V159H226ZM237 157H235V158H233V160L235 159V160H237L236 159ZM124 159H125V157H124ZM131 160H132V158H130ZM135 159L134 160H132V161H135ZM139 159V158H138ZM147 159V158H146ZM172 159V158H171ZM220 159V160H219ZM223 159V160H222ZM159 160V161H158ZM170 160V159H169ZM128 161V160H127ZM131 161V162H132ZM148 161H149V159H148ZM147 161V162H148ZM172 161H174V158L172 159ZM136 162V161H135ZM175 162V161H174ZM203 162V163H202ZM133 163V162H132ZM137 163H138V165H139V161H137ZM149 163H152L153 164V162L151 161V162H149ZM161 163V164H160ZM128 164V163H127ZM209 164H211V166H213L212 168H215L216 166H217V168H218V170H217V174L214 176V178L212 177V178H208L209 177V175H211L209 172H206V168L205 167H207V166H209ZM137 165V164H136ZM150 165V164H149ZM154 165V164H153ZM154 165V166H155ZM134 166V165H133ZM171 166L169 165L168 167H170L171 168ZM215 166V167H214ZM137 167V166H136ZM139 167V166H138ZM159 167V166H158ZM162 167V166H161ZM168 167L167 168H165V169H168ZM134 168V167H133ZM151 168V167H150ZM163 169H164V167H162ZM211 168V169H212ZM160 169V168H159ZM172 169V170H173ZM46 170H48V171H46ZM135 170H138V169H135ZM141 170V169H140ZM140 170L138 171V172H140ZM169 170V169H168ZM213 170V169H212ZM220 170H222L223 171V173H220V172H222V171H220ZM158 171H160V170H158ZM169 171H171V170H169ZM138 172H136V173H138ZM142 172V171H141ZM140 172V173H141ZM145 172V171H144ZM132 173H134V174H132ZM139 173V174H140ZM151 173V172H150ZM165 173V172H164ZM173 173V174H172ZM257 174V175H256ZM142 175H143V173H142ZM142 176L140 175V177L138 176V178H139V180H140V178H141ZM211 177V176H210ZM259 178H260V176H258ZM258 177H256L257 179L256 180H259L258 179ZM263 177V176H262ZM87 178L88 179H92V180H94V182H92L91 183V185L92 186H89L90 184V182H88V181H86L87 180ZM148 178V177H147ZM152 178H153V176H152ZM151 178V179H152ZM172 178V177H171ZM170 178V179H171ZM144 179V178H143ZM146 179V178H145ZM154 179V178H153ZM156 179V178H155ZM252 180H254L253 182H254V184H253V182H252V184H253V187H251V185H250V182L252 181ZM135 181H138L137 180V178L135 179ZM141 181V180H140ZM145 181V180H144ZM147 181H150V179L148 178L147 179ZM152 181V180H151ZM171 181V180H170ZM173 181H174V179H173ZM209 181V182H210ZM260 181V180H259ZM172 182V181H171ZM182 182V183H181ZM202 182V183H201ZM133 184V186H131L132 184ZM138 183H139V181H138ZM149 183V182H148ZM151 183V182H150ZM165 183H167V182H165ZM168 183H170L169 181H168ZM175 183V182H174ZM201 183V184H200ZM263 183H264V181H263ZM176 184V183H175ZM260 184V183H259ZM258 184V185H259ZM144 185H146V187L147 188H144ZM168 185H170V184H168ZM167 185V186H168ZM172 185V184H171ZM178 185V184H177ZM213 185V184H212ZM215 185H214V187H215ZM136 186H138V185H136ZM161 186V185H160ZM159 186V187H160ZM174 186V185H173ZM179 186V185H178ZM134 187V188H133ZM164 187V186H163ZM166 187V186H165ZM171 187V186H170ZM177 187V186H176ZM218 187V186H217ZM90 188H93V189H91L90 190ZM160 188H162V186L160 187ZM158 189V190H161V189ZM174 188V190L173 191H176L175 189H177V188H175V187H173ZM180 187H178V190H180L179 189ZM201 188H203V187H201ZM206 188V187H205ZM204 188V189H205ZM221 188V187H220ZM252 188V189H251ZM145 189V190H144ZM204 189H203V191H204ZM207 189H209V188H207ZM217 189V188H216ZM242 189L244 190V191H242ZM157 190V191H158ZM162 190H163V188H162ZM165 191L167 190L166 188L164 189ZM169 190H172V189H169ZM185 190H187V188L185 189ZM210 190V189H209ZM239 190H241V191H239ZM181 191V190H180ZM206 191V190H205ZM213 191H214V189H213ZM154 192V193H155ZM168 192V191H167ZM187 192V191H186ZM201 192H202V190H201ZM201 192H198V193H201ZM215 192V191H214ZM163 193V192H162ZM174 194L176 193V192H173ZM206 193H209L208 191H206ZM205 193V194H206ZM224 193V192H223ZM227 192H225V194H226ZM155 194H157V193H155ZM161 194V193H160ZM164 195H165V193H163ZM168 194V193H167ZM166 194V195H167ZM170 194V193H169ZM188 194H189V191H188ZM196 194V193H195ZM203 194V193H202ZM202 194H198V196L200 197V195H202ZM205 194H203V195H205ZM228 194V193H227ZM121 195V196H120ZM157 195H159V194H157ZM164 195H163V198H165L164 197ZM178 195V194H177ZM202 195V196H203ZM208 195V194H207ZM220 195V194H219ZM160 196H162V195H159V196H155L154 198H156L157 200H159V201H161V203L160 204H152L151 202H153L154 200H156V199H153V201H151L150 200V203H151V205L150 206H153V208L155 207L154 205H156V206H160L164 201H167V203L166 202H164V203H166V204H168V200L170 199L169 198V196H168V200L167 199H164V200H160V198L161 199H163L162 197H160ZM170 196H171V194H170ZM190 196H192V195H190ZM201 196V197H202ZM206 196V195H205ZM224 196V195H223ZM228 196V195H227ZM119 197V198H118ZM123 197V199H126V197L124 198ZM160 197V198H159ZM173 197H174V195H173ZM114 198H115V200H114ZM136 198V197H135ZM153 198V197H152ZM229 198V197H228ZM141 199H142V201H141ZM149 199H150V196H149ZM202 199V198H201ZM204 199V198H203ZM202 199V200H203ZM205 199H207L206 197H205ZM226 199V198H225ZM231 199V198H230ZM122 200V199H121ZM200 200V199H199ZM201 200V201H202ZM208 200V199H207ZM218 200V199H217ZM102 201H103V199H102ZM120 201V200H119ZM135 201H136V199H135ZM147 201H148V199H147ZM158 201V202H159ZM163 201V202H162ZM232 201V200H231ZM121 202V201H120ZM127 202V201H126ZM136 202V203H137ZM146 202V201H145ZM145 202H143L142 204H144ZM156 202V201H155ZM157 202V203H158ZM224 202H226V200L224 201ZM234 202L235 201H233V204H234ZM100 203V204H99ZM109 203V202H108ZM115 203L116 204H118V202H116L115 201ZM115 203H114V205H115ZM130 203H132V207L131 208H134L133 207V205H135V202L133 201V202H130ZM129 203V204H130ZM134 203V204H133ZM147 203V202H146ZM149 203V202H148ZM147 203V204H148ZM202 202H200V204H201ZM230 203H232V202H230ZM230 203H228V204H230ZM237 203H235V205L237 204ZM105 204V203H104ZM110 204H113L112 202L111 203H109V206H110ZM124 204V203H123ZM127 204H128V202H127ZM138 205H139V203H137ZM137 204H136V206H137ZM141 204V203H140ZM147 204L145 205V209H147L148 208V206H147ZM174 204V205H175ZM106 206L108 205V204H105ZM114 205H113V208H114ZM119 205V204H118ZM144 205H142V207H143V210H142V208H141V206L139 207V211H140V208H141V211H144ZM164 205L165 204H162V206H163V210L165 211V209H164ZM173 205V204H172ZM173 205V206H174ZM231 205V204H230ZM234 205V206H235ZM238 205V204H237ZM100 208H99V207ZM104 206V205H103ZM130 206H131V204H130ZM129 205H128V207H127V210H130V209H128L129 207H130ZM158 206V207H159ZM167 206V205H166ZM224 206V205H223ZM233 206V207H234ZM108 207V206H107ZM106 207V209H108ZM111 207V206H110ZM110 207H109V209H110ZM147 207V208H146ZM157 207V208H158ZM168 207V206H167ZM170 207V206H169ZM168 207V208H169ZM226 207H228V205L225 203V208ZM97 208H98V210L99 211H97ZM112 208V207H111ZM119 208V207H118ZM123 208V207H122ZM136 208V207H135ZM152 208V207H151ZM150 208V210H152ZM156 208V209H157ZM172 208H174V207H172ZM171 208V209H172ZM224 208V207H223ZM149 209V208H148ZM155 209V208H154ZM153 209V210H154ZM156 209H155V212H156ZM162 209V208H161ZM170 209V208H169ZM176 209V208H175ZM178 209V211H180ZM251 209V210H250ZM255 210L256 209V212H253V215H251V212H252V210ZM113 210V209H112ZM150 210H149V212H150ZM168 210V209H167ZM177 210V209H176ZM246 210V211H245ZM126 211V210H125ZM132 211V210H131ZM131 211H130V213H131ZM134 211V210H133ZM137 211H138V209H137ZM138 211V212H139ZM161 211V210H160ZM170 211V210H169ZM169 211H167V212H169ZM174 211V213H175V210H173ZM173 211H172V213H173ZM109 212V211H108ZM120 212V211H119ZM119 212H117V213H119ZM145 212H147L148 213V210L146 211L145 210ZM154 212V213H155ZM162 212V211H161ZM166 212V213H167ZM241 212V213H240ZM115 213V212H114ZM129 213V212H128ZM130 213L129 214H127L126 216H128V217H130L129 215H130ZM134 213V212H133ZM140 213V212H139ZM146 213V214H147ZM176 213H177V211H176ZM108 214V213H107ZM124 214V213H123ZM132 214V213H131ZM136 214V213H135ZM144 214V213H143ZM148 214H150V213H148ZM157 214V213H156ZM240 214H243V215H240ZM255 214V215H254ZM114 215H116V214H114ZM119 215V214H118ZM121 215V214H120ZM125 215V214H124ZM154 215V214H153ZM153 215H151L150 216V218H152V216ZM164 215H166V214H164ZM168 215V214H167ZM175 215V214H174ZM122 216V215H121ZM156 216V215H155ZM160 216V215H159ZM169 216V215H168ZM172 216H173V214H172ZM171 216V217H172ZM133 217V216H132ZM146 217H147V215H146ZM154 217V216H153ZM176 217V216H175ZM262 217V216H261ZM261 217L259 218V219H261ZM106 218V217H105ZM110 218V217H109ZM111 218H113V217H111ZM110 218V219H111ZM159 218V217H158ZM164 218V217H163ZM168 218V217H167ZM174 218V217H173ZM177 218V217H176ZM174 218L175 220H177V219H179V218ZM263 219H264V216L262 217ZM108 219V218H107ZM148 219V218H147ZM171 219V218H170ZM173 219V221L175 222V220ZM111 220H113L114 221V219H111ZM124 220V219H123ZM143 220V219H142ZM150 219H148V221H149ZM163 220V219H162ZM176 221V223H172V224H170V225H173V228L174 227H177L178 225H179V222H181V221ZM262 220V219H261ZM130 221V220H129ZM140 221V220H139ZM153 221V220H152ZM155 221V220H154ZM153 221V222H154ZM159 221V220H158ZM164 221V220H163ZM111 222V221H110ZM109 222V223H110ZM116 221H114V223H115ZM136 222V221H135ZM147 222V221H146ZM161 222V221H160ZM170 222V221H169ZM172 222V221H171ZM108 223V222H107ZM112 223V222H111ZM111 223H110V225H111ZM142 223V222H141ZM140 223V224H141ZM134 224V223H133ZM132 224V225H133ZM138 224V223H137ZM154 224V223H153ZM159 224H161V223H159ZM158 224V227L160 226ZM175 224H178L177 226L175 225ZM182 224V223H181ZM109 225V224H108ZM120 225V224H119ZM117 226V228L119 227V228H121L120 226ZM127 225V224H126ZM144 225V224H143ZM169 225V224H168ZM169 225V227H171ZM261 225V226H260ZM112 226V225H111ZM114 226V225H113ZM125 226V225H124ZM131 226V225H130ZM137 226V225H136ZM141 226V225H140ZM148 226V225H147ZM163 227H164V225H162ZM110 227V226H109ZM150 227V226H149ZM158 227H155L156 229H155V231H157V232H161V231H159V230H161L160 228L158 229ZM179 227V226H178ZM111 228V227H110ZM115 227H113L111 230H115L116 231V229H114ZM118 228V229H119ZM140 228V227H139ZM139 228L137 229V233H139V234H141L140 232H138V230H139ZM143 227H141L140 229H142ZM172 228V227H171ZM170 228V229H171ZM172 228V231H174V229ZM107 229H108V231H107ZM158 229V230H157ZM183 229V230H182ZM127 230V229H126ZM125 230V231H126ZM134 230V229H133ZM133 230H131V231H133ZM154 230V229H153ZM163 230V229H162ZM122 231V230H121ZM124 231V230H123ZM130 231V233L133 235V233ZM149 231H151V230H149ZM154 231V232H155ZM164 231V230H163ZM162 231V232H163ZM171 231V232H172ZM176 231V233H177V230H175ZM103 234H102V233ZM114 232V231H113ZM113 232H108V233H113ZM119 231L117 230V233H118ZM134 232V231H133ZM142 232V231H141ZM144 232V231H143ZM146 232V231H145ZM154 232H152V233H154ZM127 232H125V234H126ZM128 233H129V231H128ZM127 233V234H128ZM137 233H136V235H137ZM176 233H174L173 232V234H175L176 235ZM178 233H180V232H178ZM114 235L113 236H115L116 235V232L115 233H113ZM120 234V233H119ZM121 234H124V233H122L121 232ZM124 234V235H125ZM131 234H129V235H131ZM135 234V233H134ZM138 234V236H140ZM143 234V233H142ZM157 234H161V233H157ZM164 234V233H163ZM163 234H161V236H158L159 237V241H163ZM131 235V236H132ZM105 236H107V235H105ZM119 236V235H118ZM135 236V235H134ZM156 235L154 234V237H155ZM172 236V235H171ZM116 237H117V235H116ZM124 237V236H123ZM122 237V235H121V238L122 239H124V241H127V237H129L128 235L126 236L125 235V238H123ZM137 237V236H136ZM135 237V238H136ZM150 237V236H149ZM149 237L147 238V239H149ZM153 237V236H152ZM181 237V238H180ZM188 237H187V239H188ZM108 238V237H107ZM113 238V237H112ZM120 238V239H121ZM135 238H132V239H135ZM157 238V237H156ZM155 238V239H156ZM173 238V237H172ZM176 238V237H175ZM109 240H111V238H108ZM113 239H115V241H111L112 243H116L117 244V239L116 238H113ZM112 239V240H113ZM118 240V244L117 245H120L119 243H121V242H123L124 244H125V242L121 239V240ZM126 239V240H125ZM137 239V238H136ZM140 239V238H139ZM142 239V238H141ZM154 238H152V240H153ZM162 239V240H161ZM108 240V241H109ZM128 240H129V242H130V240H131V238L129 239L128 238ZM157 240V239H156ZM166 241H167V243H168V241H169V238H166L165 239ZM119 241H121V242H119ZM147 241V240H146ZM151 241V239L149 240V242ZM128 242V243H129ZM131 242L133 243V241L131 240ZM155 242V241H154ZM153 242V243H154ZM180 242V243H179ZM111 243V244H112ZM132 243H129V245L131 244L132 245ZM135 243V242H134ZM148 243V242H147ZM158 244L160 243V242H157ZM156 243V244H157ZM161 243H163V242H161ZM161 243L159 244V245H161ZM110 244V245H111ZM116 244H112V247H117V246H115ZM122 244V243H121ZM127 244V243H126ZM135 244H137V243H135ZM155 244V243H154ZM153 244V247L155 246ZM221 244V245H220ZM128 245V244H127ZM130 245V246H131ZM134 245V244H133ZM151 245V244H150ZM149 245V246H150ZM163 245V244H162ZM174 245V244H173ZM206 246V248H204V247H202V246ZM125 246V245H124ZM138 245H136V247H137ZM145 246H147L146 244H145ZM225 246H227V248L223 251V254L222 255H220V256H218V254H215L214 255V253H213V255L210 253V252H212V251H214L213 249H215V252H217V251H221V249L222 248H225ZM111 247V248H112ZM121 247H123V245L121 246ZM134 247V246H133ZM135 247V248H136ZM144 247V246H143ZM153 247H152V250H153ZM156 247L158 248L159 246H155V248L154 249H156ZM160 247H162V246H160ZM204 248L203 250L205 251V249H207L206 251H205V253H204V251L202 252L201 250H200V248ZM221 247V248H220ZM109 248H110V246H109ZM110 248V249H111ZM149 248H151V247H149ZM148 248V249H149ZM201 248V249H202ZM219 249V250H217V249ZM113 249V248H112ZM125 249V248H124ZM146 249V248H145ZM148 249H146V250H148ZM162 249H163V247H162ZM171 249H172V247H171ZM130 250V249H129ZM135 250V249H134ZM134 250H131V251H134ZM151 250V249H150ZM212 250V251H211ZM217 250V251H216ZM119 251V250H118ZM117 251V249H116V253H114L115 251H113L112 252V255L113 254H116V255H118L120 252H121V250H120V252H118ZM155 251L156 250H154V253H155ZM160 251H162L161 249L158 251L159 252V255H160ZM164 251V250H163ZM174 251V252H173ZM208 251V252H207ZM118 252V253H117ZM124 252H126V250L125 251H123V253ZM138 252V251H137ZM136 252V253H137ZM146 252V251H145ZM145 252H141L142 253V256L145 258V260L147 261V262H151L152 263V258H150V257H152V256H149L150 254H149V252H148V254L147 253H145ZM158 252H156L157 254H158ZM202 252V253H201ZM106 253V254H105ZM122 253V254H123ZM131 253H133V252H130L129 253V251H128V253L126 252V255H125V253H124V256L126 257L128 254H130V255H128V259H126L128 262H130V260H131V264L134 262H139V260H137L138 259V257L139 256H137L135 253H133V254H135L134 256H137L136 258H134L133 257V254H131ZM194 253V255H196ZM220 253V252H219ZM156 254V255H157ZM162 254L163 255H161L162 257L165 255V253H163L162 252ZM186 254H188V256H185ZM190 254V255H189ZM109 255H111V254H109ZM116 255H114V256H116ZM193 255V254H192ZM192 255H191V257H192ZM119 257L121 256V254L120 255H118ZM124 256H122L121 258L123 259L124 258ZM117 257V256H116ZM159 257V256H158ZM158 257H157V259H158ZM184 259H183V258ZM127 258V257H126ZM134 258V259H133ZM154 258H156L155 256H154V254H153V259ZM161 258V257H160ZM164 258V257H163ZM193 258V257H192ZM120 259V258H119ZM135 259L137 260V261H135ZM115 260H117V259H115ZM121 260V259H120ZM144 260V261H145ZM150 260H152V261H150ZM162 260V259H161ZM160 260V261H161ZM166 260V259H165ZM193 260V259H192ZM191 260V261H192ZM119 261V260H118ZM122 261V260H121ZM155 261V260H154ZM160 261H158L159 263H160ZM163 261H164V259H163ZM190 261V260H189ZM189 261H187L188 263H190ZM215 261V262H214ZM157 262V263H158ZM208 262H210V261H208ZM133 263V264H134ZM146 263V262H145ZM156 263V262H155ZM158 263V264H159ZM165 264L167 263V262H164ZM188 263H186V264H188ZM192 263V262H191ZM194 263V264H195ZM205 263V262H204ZM0 264H16V263H14V262H12V261H4V260H2L1 258H0ZM24 264V263H23ZM29 264V263H28ZM123 264H126V263H123ZM128 264V263H127ZM130 264V263H129ZM137 264V263H136ZM153 264V263H152ZM167 264H169V263H167ZM184 264V263H183ZM193 264V263H192ZM212 264V263H211Z\"/></svg>",
    "mask_w": 264,
    "mask_h": 264
},
{
    "label": "rangeland",
    "instance_id": "374dc122",
    "mask_svg": "<svg viewBox=\"0 0 264 264\" xmlns=\"http://www.w3.org/2000/svg\"><path fill=\"white\" fill-rule=\"evenodd\" d=\"M11 1H12V0H8V1H7V0H3V3L6 2L5 4H3V3L0 1V2H1V3H0V4H1L0 6H2V7L0 8L2 11H1V10H0V11L3 13V14H2V13L0 12V22H1V23L5 22L6 19L10 18V17H11V14H12V13L14 12V10H15V7H18L19 4L21 3V0H16V1L13 0V1L15 2L16 5L18 4V5L16 6V5L14 4V2H13V1L11 2ZM19 1H20V2H19ZM209 1H210V0H209ZM212 1H213V0L210 1L211 4H212V6L215 5V4H216L217 6H216V7H213V10H211L212 7H211V9H210V8L205 9L204 12L202 13V15L206 12V10H207L206 14H208V11H209V14H208V15H205V14H204V17H202V15L199 16V17H202V19H204V20H203L204 22L206 21V22L204 23V26L206 25L205 27H207V28L203 27V30H204L205 33H208V34H209V32H210L211 34H214V36H213V35H212V36H213V37H216V38H218V37L220 36L221 39L219 38V40H218V39L214 38V39L212 40V42H214V41H217V42H218V41H220V40L223 39V41H222L221 43L224 44V45H222V44L220 43V46H221V47H220L218 44H215V43H217V42H215L214 45H212V42H211V45H210V43H208V44H209V45H208L209 48L212 50V53H214V54H215V52H213V51H214V50H213V46L218 45L219 48H216V49H218V50L215 49L216 46L214 47V49L216 50V55H217V53H218V51H219V52H220L219 54H221V56H222L223 58H221V59L218 61V59L220 58V56L218 55L219 58H217V56H215L214 54L212 55V54H211V50L208 51V50L205 49V50L200 51V52H202V55H203V56L206 55V56H204V57H203L201 54H199L198 52H196V53H197V57H196V55H193L192 58H191V60L193 59V57L196 58L195 60H197V61H200L199 59H202V58H203V60H201V61H202V63L204 64V67H203V64H202V66L199 64V66H197V67H198V68H200V67L203 68L204 71H203L202 69H201V70H202L203 72H205L206 74H203V72H202L201 70H200V75L198 74L199 72H198V73L195 72V73H193V75L195 76V78L192 79V81L190 82L191 84H190V83H187V82H184L185 84H183V85H187V87L189 88V89H187V87L185 86V89H186L185 94L188 92L190 95H192V92H191V91H194V92H193V95H192L194 99H192V97L190 98V96L188 95V93L185 95L186 97H188V98H187V99H188V103H187V104H188V107H190L189 110L192 111V113H193V111H194V115H193L191 112H190V115L192 114V116L194 117V116L197 114V113H196V112H197L196 109L200 106V107L198 108V109H199V110H198L199 113H198L196 116L199 117V119L204 118V121H202L203 119H201V121L199 120V121H197V123H195L196 125H194V123H193V124H190L191 127H190V125H188L190 129H189V128L187 129V127H186L185 124L189 123V121H187L188 118H187L186 116H189V118L192 117V116H190L189 114H186V115H185L186 112H187V113H189V112H188V110L185 111V109L182 108L183 105H182L181 102H178V104H176V103L173 104V102H172V103L170 104V106H172V104H173L172 107H174V108L169 107L170 110L168 109V111H170L171 113L167 111V113L165 114L166 118H165L164 115H163V116H158V117L156 116V118H155V117L153 116V114L149 117V115H150L149 113H150V112H149V113H145V114L142 115V116H138L139 118L141 117L140 119H138L137 116H136V117H135V116H132V118L129 117V116H127V118H129V119H126L127 122H125V123H128V124H129V123H131V122H129V121L132 120V122H142V121L144 122V121H145L144 123H148V124H146V126H145L146 128L144 127L145 129L142 128V127L131 128V129H130V131H131L130 140H129V138L126 140V139L124 138V137H125L124 134L122 133V134H123V135L121 134L122 137H121V135H120V136L117 135L118 137H117V136H116L117 138L114 137L115 139L111 140L112 142H111V141H110V142H107V143H110V144H107V145L109 146V147L107 146L108 148H106V149L109 150L107 153H111V152H110L111 150L115 153V150L119 149V146H118L117 144H119V145L122 144V145L120 146V147L123 146L122 148H120V149H122V150L120 151V149H119V150H118L119 152L117 153V154H119V158L121 159V161H123V162L125 161L124 163H126V165L128 166V168H129V167L131 168V166H132V169H131V170L134 169L133 172L135 173V174H134V173H132V174H134V175L138 174L139 177H140V175L142 176V177L140 178L141 181L139 180V178H138L137 175L134 176V177L132 178V180H131V182H132L134 178H135V179L137 178V180L139 181V183H138V181H135V179H134V181H133L134 183L137 182L136 184L133 183V184H134V187H135V191H137V190H136V187H138L137 189H141V188L143 187V185H141V183H142V184H146V185L148 184V186L151 185V188H152V189H153V187L155 188V186L157 185V187H156L155 189H153V190H156V189L158 190L161 186H162L163 190H162V188H160L161 190H158V191L156 190V192H155V191H154V192L157 193V194H159V195H162V196H160V197H162V198H163V195H164L163 193H165V195H164L165 198L161 199V198L159 197L160 200L167 199L168 196H169V198H170L169 200L167 199V200H168V204H166L167 201H164V202H166V203H164V202L162 201V202H163L162 204H165V205H164V209H165V211L163 210V206H162V204H161L160 206L158 205L159 207L156 206L157 204H160L161 201L157 200V199H158L157 197H156L157 199L154 198V197H155V196H159V195L155 194L154 192H153L154 196H153L152 194H151V195H147V194H146L147 191H146L145 189H144L145 191H143V188H142V190H139V191H141L142 193L144 192L145 194H144V193H143V194L145 195V197H144V195H143L142 193H141V195H140V192L137 191V193H139L140 196L143 195L144 198H142V199H145V198H146V200H144V201H142V199H141L142 202H139L140 199L137 198V197H138L137 194H136V196H135L136 198H135V197H131V198H133V199H130L129 201H128V199H129L130 197L127 199V197L125 196L126 199H123V197H124L123 195H122V198H121L122 200H121L119 197H118L119 199H117V200H115V198H114V200H115L116 202H118L119 205L116 204L115 201H114V202L112 201V200H113V197H111V198H109V199L102 198L103 201H102V199L100 200V203L103 202L102 204H103L104 206H103V205H102V206L99 205V206L102 207V208H100V207L98 206V207L100 208V209H99L100 211L98 210V208H97V211H99V212H104V211H105V212H106V213H103V214L100 213V215H102V216L105 215V217H106V218L104 217V219L108 222V223L106 222V225H107L106 228H109V231H108V229H107V231H108V232H113V231H114L113 233L116 232V235H117V237H116V235L113 236V235H114L113 233L110 234V233L106 232L105 235H107V236L104 235V237H103L104 240H105V242H106V244H108L109 242H110V244H111L113 241H115V239H113V238H116V239H117V244H118V240L121 238V235H122V237L124 236L123 238H125V235H126V236H127V235L129 236V237L126 238L127 241H124V239L121 238V239L125 242V244H124L123 242L119 241V242H121L122 244L119 243L120 245H117V244L115 243V242H116V241H115V242L112 243V244H113V245L116 244L115 246H117V247H112V244H111V245L108 244V245L110 246V248L112 247L113 249H112V248L110 249L109 246H106V247H105V248L108 250V251L106 252V253H108V254H106V253H105V254L108 255V257L110 258V260H111V258H114V259L112 260V262H115V261H116V262H121V264H123V263H126V264H127V263L129 264V263H130V264H131V260H130V262H128L129 260H128V261L126 260V259H128V255H130V254H128V255L126 256L127 258L124 256V253H125V255H126V252L128 253V251H129V253H130V252H133V253H135L137 256H139L138 259H137V260H139V262H135V263L133 262L134 264H136V263H137V264H152V263H153V264H158V263H159L158 261H160L161 259H162V260L160 261L159 264H165L164 262H167V263H169V264H176V263H174V262H168V261H169V259H168L169 254H167V253H168V252H171V251L174 250V248H175L174 251H177V254H178V250H176V249H178L179 246H177V247H178V248H177V247H176V244H177V245H181V244L184 245V244H183V241H184V239L186 238V240H185V242H184L185 245L181 247L182 249H183V248L185 249V248H187V247H185V246H187V245H186L187 240H189L188 235H187V237H188V239H187V237H186L185 235H184V236H185V237H184L183 234H182V232H181L180 230H178V229L181 228V226L184 227V224H183L182 220H180V218H179V215H180V214H178V212L180 213V212L183 210V208L181 207L180 204H179V206H178V205L176 206V204L173 203V202H177L178 196H180V195H181L180 193H182V192H184V191H185V196H186V197L188 196L189 199H191L194 195H195V196H194V199L197 200L196 197H198L197 202H199V201L202 202L201 204H200V202H199V203H198L199 205H202L203 203H205V201H206V202H210V201H211L213 204H214V202H215V203H216L215 205H216L217 207H219V208H220V206L223 204L224 206H223V205L221 206V208H222L223 210H224V209H227V208H229L230 210H232V209L234 208L235 212H237L238 209L240 210V208H243V207H239V206H240V203H237V202H236L237 199H236V200H233V199H235V198L232 199V197H230L231 195H229L230 192H231V193H234V192H232V191H235V192L237 191V192H238V190L236 189V187H231V186H230V187L228 188V187H226V186L223 187V185H218V184L215 185L214 183H212V182L210 181V179H207L206 182L203 180V181H202L203 183H202V182H201L202 184L200 183L201 186H200V190H199L198 192H201V190H202V192H201V193H198V192H195V191H194V192L190 191V190L188 189L187 185L185 186V183H184V185H183L182 182H181L182 184H180V182H177V179L174 177V175H173V176L170 175V174H171L170 172H174V169H173V168H174V166L176 165L177 161L179 162L180 159H183V158H185L186 156H182V155H181V157H180L179 154L176 155V148H177V147H175V146H171V145H173V143L170 144L171 142H167V143L170 145V147H171V148H170L169 145H168L166 142H164V140L162 139L163 136H159L160 134H156L155 132H152L153 130H151L152 127L154 128V126H156V124L162 126L163 128L165 127V128L167 129V130H166V129L164 128L166 131H168V130H172V129H173V130H172L173 132H172V131H168V132H170V133H172V134L175 133L176 136H175V134H174V136H175L176 139L179 140V141H180V139L182 140V139H183V136H184V140H182V141H183V142H184V141L186 142L187 139L191 138L192 136H196V135L198 134V132H199L198 129H200V127H199V123H200V122H201L200 124L203 123L204 126H206V125L209 123V122H208L209 112H210V111H209V109H210V108H209V105H210L209 102H210V97H211V95L214 94V91H215V95H214V96L217 95L216 97H218V98H223V95H224L225 92H226V93H229V95L227 96V98L224 99L225 102H228V103H229L230 100H231V101H234V100L236 99V97L239 96L238 93H240V94L243 93V92L250 93L251 90H253V89L256 88V86H254L255 88L252 86L253 88L251 87V89L249 90V88H247V87H249L250 85L245 84L246 81H247L248 79H250V81L248 80L249 82H252V83H253L255 77H252V76L246 77V76L244 75L245 71H243L242 69H241L242 71L240 70V71L242 72V74H241L240 71H239V72H238V71L236 72V68L239 67V66H238V63H237V61H236V58H237L236 55L238 54V51H239V48H240V45H241L240 43H241V41L243 40V35H246V33H248V34L246 35V37H247V36L249 37V39H248V37H247V40H249L248 43H250V41L253 42V40H251L252 37H250V36L253 35V29H251V27H247L248 29H247V28L240 29V28L242 27V25H240V23H242V22H240V23H238V22H239L240 20H242V15H241V14H242V13H244V14L246 13L245 15H247V14H248L250 11H252V9L255 7V4H253L252 1H250V3H249V0H248V1H247V0H241V1H239V2H240L239 4L236 2V3H232V5H231V3H230L231 0H229V1H228V0H221L222 2H224V3L226 4V5L224 4V5H225V6H224L223 3H222L220 0H215V2L213 1L214 3H212ZM216 1H218V2H216ZM8 2H9V3H8ZM10 2H11V3H10ZM207 2H208V0H207ZM210 2H209L208 4H210ZM220 2H221V4H220ZM7 3H8V6L6 5ZM12 3H13V4H12ZM218 3H219V4H218ZM246 3H247V4H246ZM9 4H12V5H9ZM64 4H66V3H64ZM234 4H235V5H234ZM237 4H238V5H237ZM241 4H242V7H239V5L241 6ZM248 4H249L250 6H249ZM59 5H61V4H58V3H57V4L55 5V9H56V10L59 9V12H57V14L59 15L60 12H64V13H62V14L60 13V14H61V15H59V17L61 18V19H60V18L58 17V15L55 14V13H56V10H54V12H53V13L55 14L54 16L57 15V18L54 17V19H52V20L47 19V21H48V27H49V23H50V24H51L52 22L54 23V21H55L56 19H59V21L62 20V18L64 17V15H65V13H66V11H64V10H69V8L67 9V7H68L67 4H66V5H63V3H62L61 6H62V9H64L63 11L60 10L61 8H59V7H61V6H59ZM233 5L236 6V9H235V7H234V8L232 7ZM251 5H252V6L254 5V6L251 7ZM38 6H39V5H38ZM38 6H36V7H38ZM56 6H58V7H56ZM63 6H65V7L63 8ZM66 6H67V7H66ZM5 7H7V8H5ZM9 7H10V8H9ZM13 7H14V8H13ZM36 7H35V8H36ZM39 7H40V6H39ZM39 7H38V9H39L41 12L43 11V9H44V11H43L44 13H45V12H48V13L50 12V11H47V8L45 9V7H43V6H42L43 9H41L42 7H41V8H39ZM217 7H220L221 10H223L222 12L224 13V15H226V16H225V20H224V16L222 15V13H221V14H220V13L217 14L218 11H216V10H219V8H217ZM222 7H223V9H222ZM243 7H244V8H243ZM4 8H5V9H4ZM214 8H215V11L217 12V13L215 14V16H214V12H215V11H214ZM216 8H217V9H216ZM237 8H238V9H237ZM246 8H249L250 10H248V9H246ZM251 8H252V9H251ZM6 9H8V11H6ZM11 9H12V11H11ZM38 9H36V10L38 11ZM224 9H225V10L227 9V10L225 11ZM229 9H231V10L228 11ZM241 9H243V10H242V13H240V12H241V11H240ZM244 9H245V10H244ZM4 10H5L6 14H4V13H5ZM9 10H10L11 12H9ZM202 10H203V9H202ZM221 10H220V12H221ZM237 10L240 11V12H237ZM246 10H247V11H246ZM40 11H38V12L35 11L36 13L33 11V13L35 14V15H33V18H34L35 20H34L33 18L30 17L31 19L29 18L28 20H26L27 23L29 22L28 24L26 23V21L24 22V23H25L24 25H26V27L24 26V28H29V27H30V29H33V27H34L35 25L37 26V24H38V26H39L40 28H42V27L44 28V29L42 28V30H40V28H39V30H37L36 28H38V27H35V29H33V32H32L33 35L35 34V35H34L35 37H34L33 35H31L30 37H28L27 35H28V32H30V29H28L29 31H28V30L26 31L23 27L21 28V30L24 29V30H22V34H23L24 31H26V32H24L23 35H21V34L19 33V32H21L20 29H19V30H20L19 32L17 31L18 34H19L18 36L16 35V34H17L16 31H14L15 34H13V35H16V36H15L16 42L19 41V38H21V36H22V39H20L21 41H22V40H26L27 37H28V39L30 38L29 40H31L30 43H29V40H28V42L26 41L27 44L25 43V41H24V43H22L21 41H19L21 45H20V44H19V45H16V44H18V42H17V43L15 44L16 47L13 46V48H16V49H17V47L19 46L18 49L16 50V52H19V49H20V50L22 49V52H20V54H21V53H23V54L26 53V54H25V57L22 56L23 58H21V55H23V54H21V55L19 54V57H18V55L16 56V57H18V59H17V60H18V63H17V64H19V65L21 64L20 66L22 67V65H23L22 63H24V65H23V71H25V72L22 71V68H20L19 65H17L18 67L16 66V62H15V61H17V60L15 59V57H14L13 54H11V56H9V58H6L4 63L2 62L3 60L0 62V63H3L2 65L0 64V65L2 66V68H1L2 70L0 71V72H1V74H0L1 76H0V77L2 78V80L0 81V85H1V86H0V92H1V90L4 91V92H1V93H0V96H2V97H0V104H1V105H0V117L2 116V118H3L4 116H6V117H4L3 119L1 118L0 120L3 121V124H4L5 127L7 126L6 128H14V127H16V126H19V127L22 126V127H24V126L28 125V126H26V127H28V129H30V128H33V126H36V125L39 124L37 127H35L36 130H35V129H30L31 132L33 131L32 134H33L34 136H35V134H37V132H39V131H41V130H44V131H45V130L48 128V129H49V130L47 129L48 132H47V130H46V132L41 131V132L38 133V134H39V135H44V133H45V134H47V135H49V136L52 135V137H53V135H54V133H55L56 136L54 135V136H55L54 138L57 137V138L59 139V141H60V139H63V138H64V140H65L66 142L69 141V143L72 142V141L75 142V143L78 142V143H77V144H78V145H77L78 148H82V147L90 148V147H92L91 144H89V142H86V139H87L88 135L90 136V137H88V138H89V141H90L91 139L96 140V139H97L96 136H98V138L101 137V136H102L101 133L104 132V128H102V127H103L104 125H105L104 127H107V125L110 123V121L112 122L113 119L116 120L117 118L120 117L119 114H122V112H121L122 109H121V110H118V109H116V107H113V106L115 105V101H112V100L114 99V98H113L114 95H115V97L117 96V93H116V92H117V88H118V87H123V86L126 87V84H127V83H126L127 77H128V81H129V77H130V79H132L131 77H134V76L137 77L138 75H139L138 77H143L142 79H144V77L148 76V70H149V74H150V78H151V79L154 77V75H155V77H157V75H158L157 73H161V74H163L164 72H166L167 65H168V64H167V59L165 58V57H167V54H168V53H167V50H166L167 47H166L165 44L162 43V45L164 46V50H163V48L160 50V48L162 47V45H161L160 47L158 46V45L160 44V43H159L160 41L158 40V42H157V48H158L160 51H163V52H161L163 55L160 53V56H159V57L162 58V59H159V57H158L157 55L159 54L160 51L157 49V52H156V53H158V54H157L156 57H155V58H156V59H155L156 61H155V60H153V61H154L155 63H157L158 65H160L159 68L162 66V64H163V66L161 67V69H155V65H156V64H155L153 61H149V62H150L149 65H151L152 62H153V64H155V65H154V66H148V67H147L146 64L149 63V62H148L149 59L146 60L147 57H148V56H147L148 54H147L146 46H144V42H146L147 40H145V39L143 38V39H142L143 42H142V41L137 40V38L135 37V41L137 42V43L134 42V43H135V47L138 48V49L140 48V51H138V50H136V51L133 50V51H135V52H133V51L129 52L128 55L131 54V56H133V57H130V56H128L126 53H124V49H123V50H119L120 48L122 49V44L120 43V41H119V42L117 41V40H118V39H117V36L120 38V35H118L119 32H117V31L114 32V31H115V29H114L115 26L113 25V24H114V23H113L112 25H113L114 27H113L111 24H108V28H109V29H107L106 26H105V27L103 26L104 28H106V31H108V33L102 28V29H103V30H102L103 34L107 33V34L109 35V36H108L107 34H105V36H108V38H106V37L102 34V32H100L101 36H103L104 39L106 38V39L110 40L111 37L113 38L114 36H116V37H115L116 39L113 38L115 42H113V39H111V41H109V42H110V43H109V42L106 41V39H105V42H106V46H105V48H106V49H105L104 47H102V48H104V49H103V52H104V50H105V54L103 55L102 52L98 51V49H99V48H98V49H96L95 51L93 50L94 53L92 52L95 56L92 55V53H91V54L89 53V55H86V56H85L86 52H87V54H88V51L90 52V51H92V50L87 49V51H84V49H86V48H84V47H80V48H82L81 50H80V48H78L80 45H79V42L76 43V41L81 37L82 34L80 35V37L77 36V37H78V38L76 37L77 39L74 38V37L76 36V35H74V33H75V31H76V27H77L76 22H80V21H78L79 19H78L77 21L75 20L76 22L73 21L75 25L71 23L70 28H71L72 26H75V27H73V29H72V28H71V29L68 28L67 31L62 30L63 28L65 29V26L63 27V26L61 25L63 28L60 27V26H59V25H60V24H59V21L57 22V20H56V23H57V24H56V23H54V24H55V25H58V27L55 26L54 24H52V25H50V26H52V27H49L50 30H48L47 28H45V26H47V25H46L47 22L45 23V19H46V18H49L50 16L48 17V14H47V13H45V14L43 13V15H42ZM211 11H214V12L211 13ZM248 11H249V12H248ZM225 12H226V13H225ZM227 12H228V13H227ZM231 12L235 13V14L237 15V17H236L235 14H234L235 16L233 15V13L231 14ZM1 14H2V15H1ZM39 14H41V16H43L44 18L42 17V18H43V19H42L41 16H40ZM46 14H47V15H46ZM49 14H50V13H49ZM63 14H64V15H63ZM211 14H212L213 16H212ZM227 14H229V15H227ZM230 14H231L232 16H231ZM263 14H264V13H263ZM45 15H46V16H45ZM62 15H63V16H62ZM216 15H218V16H216ZM245 15H244V16H245ZM3 16H4V17H3ZM7 16H9V17H7ZM35 16H36V18H35ZM61 16H62V17H61ZM219 16H220L221 18H218V19H217V17H219ZM222 16H223V17H222ZM227 16H228V17H227ZM5 17H6V18H5ZM208 17H210V18H208ZM4 18H5V19H4ZM222 18H223V19H222ZM236 18H237L238 20H236ZM37 19H38V20H37ZM215 19H216V20H215ZM234 19H235V20H234ZM1 20H4V21H1ZM30 20H33L34 23L37 22V21H39V20H40V21L37 22V23H35V25L33 26V25L30 24V23H33V22L30 21ZM53 20H54V21H53ZM208 20H209V21H208ZM212 20H213L214 22H211ZM217 20H218V22L221 20V21H220L221 23H220V22H219L220 24L217 23V22H216ZM222 20H223V21H222ZM226 20H227L228 23L226 22ZM230 20L232 21V23H231ZM42 21H43V22H42ZM51 21H52V22H51ZM234 21H235L236 23H235ZM62 22H63V21H60V23H62ZM222 22H223V23H222ZM225 22H226V23H225ZM233 22H234V23H233ZM102 23H103V21L101 20V24H102ZM206 23H208V24H206ZM230 23L233 24V25H231V29H230V27H229ZM29 24H30V25H29ZM42 24H44L45 26L43 25V26L41 27ZM104 24L106 25L107 23H104ZM217 24H218L219 26H218ZM222 24H223V25H222ZM224 24H226L227 26L225 27ZM234 24H236V25L239 24L238 28H237L236 25L234 26ZM211 25H213V26H212L213 28H215V29L217 28V29L214 30V29L211 27ZM220 25H221V26H220ZM32 26H33V27H32ZM84 26L86 27L85 24H84ZM84 26H83V27H84ZM215 26H216V27H215ZM232 26H233L234 28H233ZM55 27H57L58 30H57V28H55ZM110 27H111V28H110ZM210 27H211V28H210ZM221 27H222V30L220 31V28H221ZM223 27H225V28H223ZM227 27H228V28H227ZM74 28H75V29H74ZM209 28H210V29H209ZM226 28H227V29H226ZM236 28L238 29L239 33H238V31L236 30ZM45 29H46V31H48V32H46V33H49V34H45V32H42V31H45ZM53 29H54V30L56 29V30L54 31ZM60 29H61V31H60ZM69 29H70V30H69ZM85 29H86V28H85ZM98 29H99V28H98ZM110 29H111L112 31H111ZM239 29H240V30H239ZM250 29H251V31H250ZM35 30H36L37 32H38V31L40 32V33H38V35L41 34V37H39V38H42V36H43L42 40H40L41 42H39V43H42L41 45H40L38 42H37L38 44L35 43L37 39H38V41H39V38H37L38 36H37V33H35V32H36ZM52 30H53V32H56V31L58 32V31H59V32H61V34H62V32H64L63 35H59V32L56 33V34L59 35V38H60V36H63V38H64V36H66V32L71 31V30H72V31L69 32V33H72V34H69V35H70V36H69L68 33H67V37H68V36H69V37L67 38L68 40L66 39V37L64 38V39H66V40L63 39V41H65V42H62V41L60 40L61 38L57 41V40H55V39H58V38H57L58 35H55L54 33L51 35ZM74 30H75V31H74ZM207 30H208L209 32H208ZM211 30H212V31H211ZM223 30H224V31L227 30V31L224 32ZM34 31H35V32H34ZM100 31H101V30H100ZM109 31H110V34H109ZM215 31H216V32H215ZM219 31H220V33H219ZM236 31H237V32H236ZM240 31H242V32L240 33ZM248 31H249V32H248ZM41 32L44 33L45 35H42ZM111 32L113 33V35H111ZM212 32H213V33H212ZM214 32H215V33H214ZM217 32H218L220 35H217V34H216ZM221 32L226 33V36L224 35V33H221ZM227 32L229 33V36H228V33H227ZM231 32H233V33H231ZM25 33L27 34L26 37L24 36ZM81 33H85V32L83 31V32H81ZM116 33H117V34H116ZM235 33L238 35V37L235 35ZM249 33H250V34H249ZM30 34H31V33H30ZM75 34H76V33H75ZM79 34H80V33H78V35H79ZM100 34H99V37L102 38V37L100 36ZM115 34H116V35H115ZM211 34H210V35H211ZM222 34H223V35H222ZM233 34H234V38H231L230 35L233 37ZM251 34H252V35H251ZM72 35H74V37H72ZM215 35H216V36H215ZM19 36H20V37H19ZM36 36H37V37H36ZM39 36H40V35H39ZM45 36H46V39H45ZM49 36L51 37V39H50ZM52 36H54L55 39H53ZM239 36L241 37V40H240ZM256 36H257V35H256ZM256 36L254 35V38H258V36H257V37H256ZM18 37H19V38H18ZM31 37H32V39H35V41H34V40L32 41ZM33 37H34V38H33ZM48 37H49V40H48ZM71 37H72V40L69 39V38H71ZM225 37H226V39H224ZM227 37H228V38H227ZM229 37H230V39H229ZM24 38H25V39H24ZM73 38H74V39H73ZM237 38H239L240 41H239ZM17 39H18V40H17ZM102 39H103V38H102ZM104 39H103V40H104ZM211 39H212V38H211ZM228 39H229L230 42L227 41ZM231 39H232V40H231ZM235 39H236V40H235ZM43 40H44V42H48V41H49V42L46 44V43H43ZM46 40H47V41H46ZM54 40H55V41H54ZM119 40H120V39H119ZM160 40H161V41H164V40H162V38H160ZM51 41H53V42L51 43ZM56 41H57V42H56ZM59 41H61V42H60L61 45H62V43L64 44V43H66L67 41H68L69 44H66V45H67L66 48H65L66 45H64V47H63V45H62V49H61V48H58V47H57L58 45H59V47H61V45L59 44ZM78 41H79V40H78ZM225 41H226V42H225ZM232 41H233V42H232ZM236 41H238V42H236ZM55 42H56V43H55ZM73 42H75L76 44H75V43L73 44ZM107 42L109 43V45L107 44ZM116 42H118V43H116ZM223 42H224V43H223ZM227 42H228V43H227ZM234 42H235V43H234ZM54 43H55V44H54ZM113 43H114V44H113ZM115 43H116V44H115ZM126 43H127V42H126ZM237 43H238V44H237ZM23 44H26V45H25V46H22ZM45 44H46L47 46H49V48L46 47ZM53 44H54L55 47L52 46ZM119 44H121V46H120ZM136 44H137V45H136ZM229 44H230L231 47L229 46ZM28 45H30V46L28 47ZM38 45H39L40 47H39ZM42 45H43V46L45 45V47H43ZM56 45H57V46H56ZM69 45H70V46H71V45H75V46L72 48V47H70ZM76 45H79V46H76ZM111 45H112L113 47H116V49L113 48ZM117 45H118V46H117ZM129 45H130V44H129ZM20 46H21V47H20ZM34 46H36L37 48H36V47L34 48ZM107 46H108V47H107ZM109 46H110L113 50L110 48V51H109V50H108V49H109ZM222 46H224V47H222ZM236 46H238V47H236ZM22 47H23V48H22ZM27 47H28V49H27ZM30 47H31V48H30ZM41 47H43V48H41ZM75 47H77L78 49L75 48ZM117 47H118V48L120 47V48L118 49ZM141 47H142V48H141ZM235 47H236L237 49H236ZM24 48H25V49H24ZM32 48H33L34 50H36V49L38 50L39 48L42 49V50H43V52H42L43 54H42V53H41V54H42V56H44V54L46 55V53H47V55H46L47 59L50 57L51 53H53V54L55 53V52H54L55 50H56V51H57V50H60V51H57V53H58V52L60 53V54L58 53V57H57V60H60V61H58V62H59V63H60V62L62 63V62L64 61V64H67L68 66H67V65L64 66L63 63H62V64L60 63V64L62 65V68H61V67H60L61 65L58 64V62L56 61V65H55V67H57V68L59 67V68L57 69V72H63V74H64L65 77H64V78L62 77V79L67 80L68 77H69V78H72V76H73L72 80L70 79V80H71V84H73V85L70 84L69 78H68L67 81H64V80H63V81H64V83H65V82H67V83L69 82V84H67L68 86H67V85L65 86V88H66L65 90H67V88H68V90H70L72 87H73L74 89H77V90H74V89L72 88L73 92H72L71 90H70V92H69V91H68V92L66 91V92H67L68 94H70V96H71V102H72V99H73L72 97H74V96H75V97L77 96V97L79 98L78 100H77V97H76V98L74 97L75 100L73 99V102H72V103L69 101V99H68L69 102L67 103V101L63 102L64 100H62V97H61L59 94H58V96L56 95L57 93L54 91V89H55L54 86H53V88H52V85H53V84L55 83V81H56V80H55V76H51V68H50V66H53V65H51V64H53V63H52V62H53V61H52V58L46 60L45 57H42V56H40V55L35 54L36 52H35L34 50H33V51H34V52H33V51H32ZM44 48H47V49H48V50H47L48 52H47ZM50 48L53 49V52H52V50H51ZM67 48H69L70 50H73V49L75 48L74 52H75V51L77 52L78 50H79V51H83V52H81L80 55H79V53L77 54V53L75 52L76 55H77L79 58H82V59H81L82 61L85 59V58L83 59V57H82L83 55H84L86 58H87V56H88V57H91V55H92V56H93V57H92L93 59H92V58H88L87 60H86V59L84 60V61L87 63V61L90 59L91 62H89V61H90V60H89L88 63H91V65L88 64V63L86 64V63L84 62V63L86 64V65H85L80 59L77 61V59H78L77 56L75 57V58H77V59L74 58L75 60H72V59L70 58V59L72 60V61H71L69 58H67V57H69V56H68V51H66L67 54L64 53L67 57H64V58H63L64 55H63L62 53H63L65 50H67ZM102 48H101V49H102ZM107 48H108V49H107ZM165 48H166V49H165ZM231 48H232V49H231ZM234 48H235V49H234ZM23 49H24V50L27 49L26 52H25ZM30 49H31V50H30ZM40 49H39V50H40ZM69 49H68V50H69ZM76 49H77V50H76ZM117 49H118L119 52L117 51ZM224 49H225V50H224ZM226 49H227V50H226ZM233 49L236 50V51H232ZM29 50L31 51V53L33 54V56H31L32 54H30V55L28 54V56L26 57L27 52H28V53L30 52ZM37 50H36V51H37ZM42 50H41V51H42ZM70 50H69V53H70V54L73 53V55L75 56V53H74L73 51L70 52ZM99 50H100V49H99ZM107 50H108V51H107ZM114 50H116V51H114ZM141 50L146 54V56H147L146 59H145V55L141 52ZM237 50H238V51H237ZM41 51H39V52H41ZM44 51H46V53H45ZM50 51H51V52H50ZM61 51H62V52H61ZM79 51H78V52H79ZM121 51H123V53H122ZM155 51H156V50H155ZM164 51L166 52V54H164V53H165ZM203 51H206L207 53L205 54V52L203 53ZM223 51H224V52H223ZM227 51H228V52H227ZM229 51H230V52H229ZM24 52H25V53H24ZM39 52L37 51V53H39ZM95 52H96V53L99 52V53L97 54L98 56H96V53H95ZM106 52H107V53H106ZM108 52H110L111 54L108 53ZM138 52H140V54L142 53V54H141V55H142V56H141V59L143 58V59L146 60V61H144V60H141V61H140V58H139V57H140V54H138ZM208 52H209V53H208ZM226 52L229 53V54L232 53V55H231V54L229 55V54H227ZM49 53H50V54H49ZM84 53H85V54H84ZM119 53L126 54L125 56H126V57L128 56V59H127L125 56H123L122 54H119ZM135 53H136V54H135ZM236 53H237V54H236ZM61 54H62V56H61ZM108 54L111 55V56H108V57H107ZM116 54H117V55H116ZM132 54H133V55H132ZM210 54L212 55V58H213V59H214V57L216 58V60H217L218 62H217L216 60H215V62L217 63L218 66H216V65L214 64V63H215L214 60H213L214 63L211 65L212 60L209 61V60H208V56H207V55L210 56ZM234 54H236V55H234ZM34 55H35V56H34ZM36 55H37V56H40L41 59L43 58V61L46 60V61H47V63H46V61H45V64H46V65H45V64H44V65H41V64H39V63H38L39 65H36V64H37L36 61H35V62L33 61V63H32V60H35V59H33V58L36 57ZM81 55H82V56H81ZM99 55H101L100 58H99ZM115 55H116L117 57H116ZM134 55H137V57L134 56ZM161 55H162L163 57H161ZM198 55H201L202 57H199ZM223 55H224V56H223ZM12 56H13V57H12ZM29 56H30L31 58L25 60L26 62H28V63H26V62L24 61V59H25V58H28ZM51 56L53 57V55H51ZM60 56H61V57H60ZM103 56H104L105 58H104ZM113 56H114V57H113ZM119 56H120V57H119ZM121 56H123V58H125V59L121 58ZM143 56H144V57H143ZM164 56H165V57H164ZM233 56H234V57H233ZM32 57H33V58H32ZM94 57H95V60H96V61H94V64H95L96 62H98L99 65H98L97 63L95 64V66H94V64L92 65V63H93L92 60H94ZM111 57H113L114 59H112ZM115 57H116V58H115ZM118 57H119V58H118ZM134 57H136V58H134ZM198 57H199V59H197ZM224 57H225V58H224ZM19 58L22 59L24 62H23L22 60H21V62H19V61H20ZM58 58H60V59H58ZM61 58H63V59H61ZM66 58L69 60V61H67L69 64L65 61V60H67ZM103 58L105 59V63H104L103 65H100L101 63H99V62H101V60L104 62V59H103ZM108 58L113 60V61H112V60H109L112 64L114 63V65H112V66H113L112 69H111V65H110L111 63L108 61ZM129 58H130V59H129ZM131 58H133V61H131ZM137 58H138V59H137ZM148 58H149V57H148ZM164 58H165L166 60H164ZM205 58H207V59H205ZM7 59H9V60H7ZM10 59H12V62L10 61ZM64 59H65V60H64ZM106 59H107V60H106ZM116 59H120V62L123 63L122 65H124V63L127 64V65H124V66H123V69H121V68H122L121 63L119 64V63H118L119 61L117 60V64H116ZM121 59L123 60V62L121 61ZM136 59H137V60H136ZM189 59H190V58H189ZM189 59H187V61H189ZM209 59H211V58H209ZM234 59H235V60H234ZM248 59H249V58L244 59V60H243L244 63H245V62H248V61H247ZM49 60L52 61V62H50ZM61 60H62V61H61ZM114 60H115V61H114ZM124 60H126V61H124ZM134 60H136L137 63H135L136 61H134ZM138 60H139V62H140L141 64L138 62ZM205 60H206V61H205ZM226 60H227V61H226ZM232 60H234V61H232ZM6 61H8V62L10 63V65H9V63H7ZM29 61H30V62H29ZM75 61H76V63H79V65H81V67L83 66L82 71H81L80 66L77 67L78 64L75 65V64H76ZM80 61H81V62H80ZM106 61H108V62L106 63ZM127 61H128V62H127ZM193 61H194V59H193ZM197 61H196V62H197ZM203 61H204L205 63H204ZM220 61H221L222 63H221ZM235 61H236V62H235ZM14 62H15V64H14ZM71 62H72V63H71ZM73 62H74L75 64H74ZM126 62H127V63H126ZM129 62H131V63H129ZM132 62H133V65L135 64V65L137 66L138 63H139L141 66L138 65V68H136V66L134 65V66H135V69L132 70V68H134V66H133V67L131 66L132 68L130 67V65H132ZM143 62H145V63H143ZM208 62H209V63H208ZM5 63H6L7 66L5 65ZM30 63H32V64L34 65V66H31V68H29L30 65H32V64H30ZM34 63H36V64H34ZM41 63H42V62H41ZM43 63H44V62H43ZM50 63H51V64H50ZM70 63H71L72 65H71ZM80 63H82V64H80ZM234 63H235V64H234ZM25 64H26V65L28 64L27 66H29V67H27ZM47 64H48V65H47ZM57 64L60 65V66H58ZM107 64H108V65H107ZM142 64H143V66H145V65H146V66H145L144 68H142ZM153 64H152V65H153ZM208 64H210V65H208ZM3 65H5L6 68H5ZM11 65H12L13 67L10 68ZM14 65H15V66H14ZM70 65L73 66L74 69H75V66H76V70H77V71H76V70H75V71L77 72V74H76L75 72L73 73L74 69L71 70V69H70V68H71ZM88 65H89V66H88ZM104 65H105V69H102V70H101L100 68H104V67H101V66H104ZM109 65H110V66H109ZM118 65H119L120 67H119ZM128 65H129V66H128ZM158 65H156V66L158 67ZM206 65H207L208 67H207ZM24 66H25V67H24ZM36 66H38V67H36ZM39 66L42 67L41 70H40ZM63 66H64V68L70 67L69 70H71V74H72V73H73V74H72V75H71V74H68V73H69V71L67 70L68 68L65 69L66 72L64 73L65 70L63 69ZM66 66H67V67H66ZM84 66H85V67H84ZM87 66H88V67H87ZM90 66H92V67H93V66H94V67L99 66L100 68H99V67H98V68H99L100 70L98 71V70H97L98 68H97V69H96V68L94 69V68H92V67H91L92 70H90ZM114 66H117V67H114ZM211 66H212V67H211ZM215 66H216V67H215ZM221 66H223V67L221 68ZM234 66H235V67H234ZM3 67H4V68H3ZM14 67H15V69H12V68H14ZM33 67H35V68L33 69ZM48 67H49L50 69H49ZM106 67H107V68L109 67L108 69H109V70L111 69V70H110V71L106 70V69H107ZM118 67H119V68H118ZM124 67H129V69H128V68H124ZM140 67H141L142 69H141ZM197 67H196V68H197ZM205 67H206L207 69H206ZM209 67H210V68H209ZM214 67H215V68H214ZM232 67H233V68H232ZM16 68H18V69H16ZM25 68H27V69H26L27 71L24 70ZM37 68L39 69V72H40V73L38 72V69H37ZM46 68H47V69H46ZM79 68H80V70H78ZM87 68H88V69H87ZM116 68H117V69H116ZM130 68H131V70H132V73H135L136 75H135V74L132 75ZM147 68H149V69H147ZM204 68H205L206 70H205ZM211 68H212V69H211ZM218 68H219V69H218ZM234 68H235V69H234ZM5 69H6V70H5ZM11 69H12V71H11ZM31 69H32V70H31ZM35 69H37L36 72H38V74H37L36 72H34ZM48 69H49V70H48ZM60 69H61V70H60ZM84 69H85V70H84ZM113 69H115V72H116V70H117V72H118V70L120 69V70H121V73H124L125 70L128 69V70H127V74H128V76L125 75L126 72H125V74H124V76H123V79H124V77H125V79H124V80H125L124 83L121 82V81H119V80H118V82H117V79H115V77L117 78V76L114 77V75H117V72H116V74H115V72H114ZM138 69H140V70L138 71ZM144 69H145V71H147V74H146V72L143 71ZM146 69H147V70H146ZM150 69H155L156 71H157V70H159V71H157V72L155 71V72H154V70H153V72H152V70H150ZM233 69H234V72H233ZM9 70H10V71H9ZM13 70H15V72H14ZM16 70H17V71H16ZM18 70H19V72H18ZM20 70H21V72H22L21 74H20ZM28 70L31 71V72L33 71L31 76H30V74H28ZM45 70H46V71H45ZM58 70H59V71H58ZM86 70L88 71V73H90L91 71L96 70V71L92 72L93 74H92V77H91V80L95 79L94 81H96L95 84H94V82L92 81V82H93V85H96L95 88L93 87V85L91 86V85H89V84H85L86 82L83 81L82 77H80L81 75H82V76L84 75L83 73H84ZM104 70H106V71H108V72H110V73H109V74H108V73L105 74L106 71H104ZM120 70H119L118 73H120ZM123 70H124V71H123ZM135 70H137L138 72H135ZM210 70H211V71H210ZM213 70H214V71H213ZM4 71L6 72V74H7L8 76H7L6 74H4V73H5ZM7 71H8V72H7ZM42 71H43V72H42ZM44 71H45V72H44ZM78 71H79V72H78ZM83 71H84V72H83ZM97 71H98V72H97ZM150 71H151L154 75H153ZM160 71H161V72H160ZM196 71H197V69H196ZM198 71H199V69H198ZM16 72H17V73H16ZM31 72H29V73H31ZM49 72H50V74H49ZM80 72H81L82 74H81ZM96 72H97V74H99V76L102 75V74H100L101 72H103V73L105 72V73H104L105 75L101 76V77H103L104 79L101 80V79H100L101 77H99L98 75H95L94 73H96ZM113 72H114V73H113ZM128 72H130V75H131V76H129V73H128ZM139 72H140V73L143 72L142 75L145 73V76H144V75L142 76ZM201 72H202V73H201ZM207 72H209V73L207 74ZM210 72H211V73H210ZM228 72H229V73H228ZM231 72H232V73H231ZM10 73H11V74L14 73V75H11ZM24 73H25V74H24ZM34 73H36V74H34ZM138 73H139V74H138ZM155 73H156V74H155ZM196 73H197V74H196ZM213 73H214V74H213ZM234 73H236L239 77H238L236 74H234ZM23 74H24V76H23ZM43 74H44V75H43ZM65 74H66V75H65ZM74 74H75V75H74ZM79 74H80V76H79ZM110 74H111L112 77H110ZM151 74H152V77H151ZM202 74H203V75H202ZM231 74L235 77V79L238 78L237 80L239 81V82H238V81L236 80L238 85H237V84L235 85V86H237V87H234L235 89L230 87V86H231L230 83H231V81H232V79H233V78H232L233 76H232ZM9 75H11L12 77L14 76V77L12 78V77L9 76ZM19 75H21V76H19ZM25 75H26V76H25ZM27 75H29L30 78H29ZM34 75H36V76H34ZM37 75H38V76H37ZM41 75H42V77H39V76H41ZM67 75H68V76H67ZM70 75H71V77H70ZM86 75H87V74H86ZM90 75H91V74H90ZM94 75H95L97 78H96V77L93 78ZM204 75H205V76H204ZM219 75H220V77H219ZM223 75H224V77H223ZM225 75H226V76H225ZM230 75L232 76V77H231L232 79H231V78H228ZM18 76H19L20 78H18ZM62 76H63V75H62ZM77 76L80 77L79 80H78L79 77L77 78ZM105 76H106V77H105ZM107 76H108V77H107ZM206 76H207V77H206ZM221 76H222V77H221ZM227 76H228V77H227ZM27 77H28V78H27ZM36 77H37V78L39 77L40 79H41V78H42V79H41V80H40V79L37 80ZM49 77H52V78H51V79H48ZM98 77H99V78H98ZM136 77H134V78L136 79ZM138 77H137V78H138ZM148 77H149V76H148ZM240 77H241V78H240ZM242 77H243V78H242ZM245 77H246V78H245ZM5 78H6V79H5ZM26 78H27V79H26ZM33 78L36 79V80H33V81H32ZM46 78H47V79H46ZM65 78H66V79H65ZM75 78H76L77 80H76ZM110 78H111L112 80H111ZM113 78H114V79H113ZM150 78H147V77H146L145 79H146V80H151ZM216 78H217V79H216ZM220 78H221V79H220ZM222 78H223V79H222ZM226 78H227L228 81H226ZM239 78H240V79H239ZM244 78L246 79V81L243 80ZM247 78H248V79H247ZM251 78H253V79H251ZM258 78H259V77H258ZM8 79H9L10 81H9ZM15 79H16V80H15ZM24 79H25V80H24ZM44 79H45V81H44ZM98 79H100V80H98ZM105 79H106V80H105ZM135 79H132L133 81H130L131 84H132L134 81H136ZM145 79H144V80H145ZM177 79H178V80L175 79L174 81H175V82H178V81L180 82L183 78H180L181 80H180L179 78H177ZM199 79L201 80V84L199 83V82H200ZM203 79H204V80H203ZM215 79H216V80H215ZM241 79H242L243 81H242ZM255 79L257 80V78H255ZM18 80H20V82H19ZM23 80H24L25 83L23 82ZM26 80H27V81H26ZM49 80H50L52 83H51ZM97 80H98L99 82H102L103 80H105V82L103 81L105 84L103 85V82H102L101 84H102L103 86H105V87L107 86V87L105 88V87H103V86L101 85V86H100V89L102 88V89H101L102 92H100V91H101L100 89H98V91H96V89L99 88V85L97 86V84H98V83H97ZM107 80H108V81H107ZM110 80H111V81L114 80V81L111 82ZM220 80H221V81H220ZM224 80H225V82H227V83L230 84V86H229V84H228V86H229V89H231V90L227 89V88H228V87H227V83L224 84ZM229 80H231V81L229 82ZM252 80H253V81H252ZM2 81H3V82H2ZM11 81H12V82H11ZM13 81H14V83H13ZM28 81H29V83H28ZM36 81H37L38 83H37ZM43 81H44V82H43ZM73 81H76V82L73 83ZM77 81H78V82H77ZM106 81H107V82H106ZM204 81H205V82H204ZM215 81H216V82H215ZM222 81H223V83H221ZM15 82H16V83H15ZM22 82L24 83V85L22 84ZM80 82H84V85H85L86 87L83 86V83H82V85H81ZM108 82H109L108 85H110V82H111L110 88L108 87V85H106ZM120 82H121V83H120ZM207 82H208V83H207ZM244 82H245V83H244ZM11 83H12V84H11ZM17 83H18V84H17ZM20 83H21V84H20ZM30 83H31V84H30ZM33 83H34V84H33ZM36 83H37V84H36ZM40 83H41V85L43 84V85H42L43 87L40 85ZM113 83H116V84H115V85L117 86L116 88H115V85H114ZM119 83H120V84H119ZM122 83H123V84H122ZM125 83H126V84H125ZM211 83H212L213 86L211 85ZM215 83H216V84H215ZM220 83H221V84H220ZM240 83H241V84L243 83V85H244V84H245V85H244V86H243V85L241 86V85H239ZM255 83H256V81H255ZM255 83H254V85H255ZM26 84H27V85H26ZM32 84H33V85H32ZM35 84H36L37 87L34 86ZM48 84H49V85H48ZM74 84H76V85H74ZM124 84H125V85H124ZM2 85H3L4 87H3ZM16 85H17V86L20 85L22 88H21L20 86H18L19 88H17ZM25 85L28 86L26 90L24 89V88L26 87ZM30 85H31V86H30ZM47 85H48V86H47ZM120 85H121V86H120ZM127 85H128L127 87L131 88V87H130L131 85L129 86V82H128ZM195 85H196V86H195ZM218 85H219V87H218ZM221 85H222V86H221ZM14 86H15V87H14ZM32 86H33L34 88H33ZM40 86H41L42 88H41ZM45 86L48 87L47 90L45 89V88H46ZM50 86H51V88H49ZM70 86H72V87H70ZM111 86H112L113 88H115L116 90H114ZM194 86H195V87H194ZM208 86H209V87H208ZM210 86H211V87H210ZM223 86H226L227 88H226V87H223ZM5 87H6V89H5ZM30 87H31V90H30ZM69 87H70V89H69ZM78 87H80L81 89H79ZM84 87H85V88H84ZM88 87H89V89H86V88H88ZM220 87H221L222 89H221ZM240 87H241V88H240ZM243 87L245 88L246 91H243V89H244ZM7 88H8V89H7ZM43 88H44V89H43ZM82 88H83V89H82ZM93 88L95 89L96 92L93 90ZM132 88H133V84H132ZM190 88H191L192 90H191ZM196 88H197V90H196ZM205 88H206L207 90H206ZM210 88H211V89H210ZM217 88H220V89H217ZM223 88H224V89H223ZM225 88H226V89H225ZM239 88H240V90H239ZM4 89H5V90H4ZM9 89H12V90H9ZM13 89H14V90H13ZM22 89H24V90H22ZM39 89H40V92L42 91V93H40V92L38 91ZM48 89H50V90H48ZM52 89H53V90H52ZM84 89H85L86 91H85ZM103 89H104V90H103ZM111 89H112V90H111ZM236 89H237V90H236ZM247 89H248V90H247ZM7 90H8V91H7ZM15 90H16V91H15ZM20 90H22V91H20ZM27 90H30V91H27ZM108 90H110V91H108ZM113 90H114V91H113ZM190 90H191V91H190ZM212 90H213V91H212ZM223 90H224V91H223ZM228 90H229V92H228ZM238 90H239V91H238ZM6 91H7V92H6ZM9 91H10V92H9ZM12 91H14V93H15V94H14L15 96L13 95V97H12L11 94H9V93H11ZM17 91H18L19 93H17ZM25 91H26V92H25ZM33 91H34V92H33ZM43 91H44L45 93H43ZM49 91H50L51 93H50ZM76 91H77V92H76ZM80 91H83V93H81ZM93 91H94V92H93ZM189 91H190L191 93H190ZM195 91H196V92H195ZM197 91H198V92H197ZM219 91H222L223 93H221V92H219ZM234 91H235V92H234ZM242 91H243V92H242ZM253 91H254V90H253ZM263 91H264V89H263ZM8 92H9V93H8ZM27 92H28V93L30 92L31 94H33V93H35V94L38 93V94H36V96H35L34 94H33V95H30V93L28 94ZM32 92H33V93H32ZM52 92H54V94H55V95L53 94V97H52L53 99H52V98H49V96H50V94H52ZM85 92H86V93H85ZM89 92H91V93L93 92V94L98 93V94H97L98 97L96 96L97 99L94 98L95 95H93V94H91V93H90L89 96L87 95V101H88V99L91 100V101L89 100V103L87 102V104H89V105H88L89 108L87 109V108H85V106H84L85 104L83 103V101H80V100H83L82 98H84V96H85L86 94H88ZM104 92H106V93L104 94ZM108 92H109V93H108ZM217 92H219V93H217ZM230 92H231V93H230ZM3 93H4V94H3ZM6 93L8 94L7 97H6V95H7ZM21 93H22V94H21ZM26 93H27L28 95H30L31 97L34 96V100H32L33 98H31L30 96L28 97V95H27ZM39 93H40L41 95H40ZM47 93H48V94H47ZM76 93H77V95H76ZM79 93H81V94H79ZM100 93H101V94H100ZM107 93H108V94H107ZM220 93H221V94H220ZM1 94H3V95H1ZM5 94H6V95H5ZM71 94H72V95H71ZM82 94H85V95H82ZM102 94H104V96L107 94V96L105 97L107 100H106L105 98H103V101L101 100V98H102L101 96H103ZM109 94H110V97H112L111 99H108V98H110V97L108 96ZM237 94H238V95H237ZM4 95H5V96H4ZM9 95H10V96H9ZM19 95H20V96H19ZM21 95H23V96H21ZM38 95H39V96H38ZM42 95H43V97H42ZM48 95H49V96H48ZM79 95H82L83 97L81 96V97H82V98H81ZM91 95H93V96H91ZM112 95H113V96H112ZM16 96H18V97H16ZM68 96H69V95H68ZM70 96H69V98H70ZM99 96H100V97H99ZM104 96H103V97H104ZM197 96H198V97H197ZM209 96H210V97H209ZM214 96H213L212 100H213L214 98H216V97H214ZM3 97H4V98H3ZM15 97H16V98H15ZM21 97H23L24 100H23V98H22V100H20V102L17 103V101H18ZM36 97H37V98H36ZM40 97H41V98H40ZM107 97H108V98H107ZM207 97L209 98V100H208ZM12 98H13V99H12ZM14 98H15V99H14ZM17 98H18V99H17ZM27 98H28V99H27ZM43 98H44V99H43ZM59 98H61V99L59 100ZM91 98H92V99L94 98V100L92 101ZM196 98H197V99H196ZM234 98H235V99H234ZM26 99H27V100H26ZM38 99H40L41 101L38 100ZM99 99H100V100H99ZM189 99H190V100H189ZM191 99H192V103H191ZM233 99H234V100H233ZM8 100H9V101H8ZM15 100H16V102H15ZM29 100H30V101H29ZM36 100L38 101V103H36V102H37ZM43 100H45V101L42 102ZM61 100H62V103H63V104H64V103H67V104L69 105V107H67V108H68V110L70 111V113L68 112V110H66V108H63V107H62L63 104H61ZM96 100L98 101V103H97V102H95V103H97L99 106H98L97 104H96V105L94 104V101H96ZM202 100H203V101H202ZM207 100H208L209 102H208ZM10 101H11V103H10ZM21 101H22V102H21ZM23 101H24V102H23ZM27 101H28V102H27ZM51 101H52V102H51ZM53 101H55V102H53ZM77 101H78V102H77ZM99 101H102V102H99ZM196 101H197V102H196ZM198 101H199V102H198ZM201 101H202V102H205V101H206V103H200ZM231 101H230V102H231ZM25 102H26V103H25ZM30 102H32L31 104H33L34 108H33V106L30 104ZM50 102H51V103H50ZM80 102H82V103H80ZM104 102H105V104H104ZM111 102H112V103H111ZM189 102H190L191 105L189 104ZM207 102L209 103V105H208ZM4 103H5V104H4ZM7 103H8V105H7ZM15 103L18 105V107H16L17 109L15 108ZM21 103H22V104L24 103V104L21 106ZM39 103L41 104V107L39 106V105H40ZM42 103H43V104H42ZM45 103H46V104H45ZM47 103H48V104H47ZM69 103L71 104V106H70ZM75 103H76V104H75ZM77 103H78L79 106L81 105L80 108L77 107V106H78ZM90 103H91L92 105H91ZM197 103H199V105H198ZM13 104H14V105H13ZM19 104H20L21 107L19 106ZM25 104H26V107H25ZM28 104H29L30 107L28 106ZM44 104H45V105H44ZM49 104H50V105L52 104V106H53V104H54V106L51 107ZM72 104H75L76 107H73L74 105H72ZM83 104H84V105H83ZM93 104H94L96 107L98 106V109H97L98 112H96V107H95V110H94V105H93ZM107 104H108V105H107ZM200 104H203V105H200ZM10 105H11V106H10ZM12 105H13V106H12ZM17 105H16V106H17ZM90 105H91V106H90ZM174 105H176V106H174ZM181 105H182V106H181ZM27 106H28V107H27ZM35 106H36V107H35ZM37 106H39V107H37ZM49 106H50L51 108H50ZM83 106H84V107H83ZM105 106H107V108H105ZM109 106H110V108L108 109ZM177 106H179V107H177ZM180 106H181L182 109H184V111H185L184 113H183V112H180V111L182 110V109H180ZM194 106H195V107H194ZM201 106H202V110H201V112H200V108H201ZM204 106H205V107L207 106V107L205 108V109H207L206 111L203 109ZM8 107H9V108H8ZM12 107H13V108H12ZM19 107H20V108H19ZM31 107L33 108V110H32ZM42 107L45 108V109H47V110H48V108H50L51 111H54V112H51L50 109H49V111H47V110L43 109ZM55 107H56V108H55ZM99 107H100V108H99ZM101 107H103V108L106 109V110L102 109ZM196 107H197V108H196ZM22 108H24V110H23ZM25 108H27V109H25ZM28 108H29V109H28ZM38 108H39V112H37V111H38ZM57 108H59V109H57ZM71 108H73V109L71 110ZM78 108H79V109H78ZM82 108H83V109H82ZM84 108H85V109H84ZM92 108H93V110H92ZM112 108H113V109H112ZM114 108H115V109H114ZM192 108H193V109H192ZM5 109H6V111H5ZM10 109H11V110L13 109V111H12L11 113H10V111H11ZM20 109H21V110H20ZM30 109H31V110H30ZM34 109H35V111H34ZM40 109H41V110H40ZM42 109H43V111H42ZM52 109H53V110H52ZM60 109H61V110H64V111L66 110L68 113H67V112H66V113H65V112H62V111H60ZM107 109H108V111H107ZM111 109H112V110H111ZM177 109H178V111H179V110H180V111L177 112ZM191 109H192V110H191ZM8 110H9V111H8ZM22 110H23V111H22ZM26 110H27V111H26ZM28 110H30V111H28ZM57 110H58V111H57ZM73 110H75V111H73ZM79 110H80V111H79ZM84 110H85V111H84ZM90 110H91V111H90ZM100 110H101L102 112H101ZM116 110L119 111V113H118V112L116 113ZM171 110H172V111H171ZM175 110H176V111H175ZM203 110H204L206 113H205ZM3 111H4V112H3ZM20 111H22V113H20ZM55 111H56V112H59V111H60L61 113L59 112L60 114L58 113V114L56 115ZM82 111H84V112H82ZM88 111H90V113H91V114H90L91 117H90ZM94 111H95V113H94ZM105 111H107V112H105ZM182 111H183V110H182ZM2 112H3V113H2ZM16 112H17V113H16ZM25 112H26V114L28 113V115H26ZM29 112H30V114H29ZM31 112H32V113H31ZM36 112H37V113H36ZM41 112H42V114H41ZM43 112H44V114H43ZM50 112H51V115H53V114L55 113V114H54L55 117H56V116L58 117V116L60 115V117H58V120H57V117H56V118L54 117V115L51 116V115H50ZM72 112H73V113H72ZM77 112H78V113H77ZM86 112H87V115H86L87 118H86V116H85V114H84V113H86ZM108 112H110L109 115H108ZM120 112H121V113H120ZM123 112H124V111H123ZM146 112H148V110H147ZM6 113H7V114H6ZM23 113H24V114H23ZM38 113H40L39 115H42V116H39ZM47 113H48V114H47ZM52 113H53V114H52ZM64 113H65V114H64ZM74 113H75V115H73ZM82 113H83V114H82ZM96 113H98L97 116H95ZM103 113H104V115H106L107 117L110 116L111 118H110V117H108V118L105 117L104 115H102ZM105 113H106V114H105ZM173 113H174V114H173ZM176 113H177L178 115H175ZM179 113H180V114H179ZM181 113H182V114H181ZM200 113H201V114H200ZM19 114H22V117H23V116H25V117L22 118ZM33 114L35 115L36 118H37V117H38V118L36 119V118L33 116ZM62 114L65 116V120H63V119H64V116H61ZM67 114H68V118L66 117ZM69 114H72V116H71V115L69 116ZM92 114H94L95 118H98V119L96 120ZM100 114H101V115H100ZM146 114H147V116H145ZM148 114H149V115H148ZM168 114H170V115L168 116ZM172 114H173V115H172ZM199 114H200V115H199ZM202 114H203V115H202ZM204 114H205V115H204ZM9 115H10V116H9ZM11 115H12V117H11ZM18 115L21 117L20 121H21V122L26 121V122H24V123H26V124L17 121V120H19V118H20V117L17 118ZM30 115H31V116H30ZM77 115H78V117L80 118V120H81V118L83 117V115H84V117H83V119L80 121L79 119H75V118H77V117H76ZM80 115H82V116H80ZM112 115H113L114 117H113ZM118 115H119V117H117ZM171 115H172V116L175 115V116H178V117H177V119L174 117V118H175V119H174ZM180 115H181V116H182V115H183V116L185 115V118H186V122H187V123H185V121H184L185 118H184L183 116L180 117ZM198 115H199V116H198ZM211 115H212V114H211ZM27 116H30V117H27ZM46 116H47V118H49L48 120H50L51 117H53L55 120L51 118V121L53 120L52 122H51V121H48V120L46 121V120H45V119H47ZM48 116H49V117H48ZM73 116H74V118H73ZM88 116H89L90 118H93V121H94V124H95L96 127H93L94 124H93V122H91L92 119H91V120L88 119V118H89ZM121 116H122V115H121ZM143 116H144V118L146 117V119H148V120L144 119ZM152 116H153V118H152ZM170 116H171V117H170ZM196 116H195V117H196ZM7 117H9V118H7ZM32 117H33V119H32ZM39 117H40L41 119L45 120V121L41 120ZM44 117H45V119H44ZM61 117H63V118H61ZM70 117H72L73 119L70 118ZM102 117H105V118H104V122H103L104 124L102 123L103 126H102V125H101V126L99 125L98 127H99L100 130H98V129H97V128H98V127H97V124L100 122L99 120H101ZM112 117H113V119H112ZM134 117H135V118H134ZM163 117H164V118H163ZM167 117H169L168 120H167ZM200 117H201V118H200ZM210 117H212V116H210ZM5 118H6L8 121H7ZM16 118H17V119H16ZM25 118H27L28 121L30 120V122H28L29 124L27 123V120H26ZM34 118H35L36 121L34 120ZM59 118H60L62 121H61ZM84 118H85V119H84ZM130 118H131V119H130ZM142 118H143V120H141ZM149 118H150V119H149ZM151 118L154 119V120L152 121ZM157 118H159L160 120L157 119ZM161 118L164 119V120L166 119L168 122L162 120ZM172 118H173V119H172ZM179 118H180V121H178ZM9 119H11V120L15 119V122H14V123H13V121H12V122H11V121L9 122ZM39 119H40V120H39ZM74 119H75V120H74ZM111 119H112V120H111ZM169 119H170V120H169ZM190 119H191V118H190ZM190 119H189V120H190ZM192 119H193V118H192ZM192 119L190 120V123L193 122ZM4 120H5V121H4ZM32 120L35 121L36 125H34L35 123H34ZM59 120H60V122H57V121H59ZM86 120H88V121H86ZM89 120H90V121H89ZM102 120H103V118H102ZM126 120H125V121H126ZM134 120H136V121H134ZM138 120H139V121H138ZM157 120H158V121H157ZM171 120H172L173 124H170V123H172ZM173 120H176V121H173ZM248 120H249V122L252 123L253 121L256 122L257 118H256V117L253 118V117H250V116H249V119H248ZM250 120H251V121H250ZM41 121H42V122H41ZM65 121H67V122L65 123ZM71 121H73V122H71ZM85 121H86V122H85ZM95 121H96V122H95ZM105 121H106V124H105ZM146 121H149V122H146ZM156 121H157V122H156ZM161 121H162L163 123H162ZM16 122H17V123H16ZM31 122H33V123H31ZM39 122H40V123H39ZM53 122H56V123H53ZM61 122H63V124H62V125H61V124L59 125L58 123H61ZM68 122H69L70 124H69ZM74 122H78V123L76 124V123H74ZM79 122H80V123H79ZM81 122H82V123H81ZM88 122H91V123H89V127H88V124H87ZM150 122H151V123H150ZM155 122H156V124H155ZM165 122H166V123H165ZM169 122H170V123H169ZM11 123H12V124H11ZM48 123H49V124L51 123V124H52L53 126H55V127L57 126V129L61 128V127H59V126H62V128H65V129H64L63 131H62V129H59V130H58V131H59V134H58L56 128L54 127L55 130L52 129L53 127L50 126L51 124L49 125ZM71 123H72V124H71ZM85 123H86V124H85ZM96 123H97V124H96ZM149 123H150V124H149ZM159 123H160V124H159ZM181 123H185V124H181ZM6 124H8V125H6ZM9 124H11V125H9ZM18 124H19V125H18ZM21 124H22V125H21ZM23 124H24V126H23ZM32 124H33V125H32ZM44 124H45V125H44ZM54 124H58V125H54ZM64 124H66L67 126L70 125V126H72V127L75 125V126H74L75 128H74V129L72 128L73 131L75 132V129H76V130L78 129V130H77V131L75 132V134H74V132H72V129L68 126V129H69V130L67 131V130H66V129H67V126H65ZM73 124H74V125H73ZM91 124H93V126H92ZM100 124H101V122H100ZM162 124H163V125H162ZM31 125H32V126H31ZM41 125H42V126H41ZM48 125L50 126V128H49ZM76 125H77V126H76ZM147 125H148V126L150 125V126L148 127ZM151 125H152V127H151ZM167 125H168V128H167ZM179 125H182L184 128L181 127V126H179ZM192 125H194V127H193ZM11 126H12V127H11ZM29 126H30V127H29ZM43 126H44V127H43ZM45 126H46V129H44ZM47 126H48V127H47ZM169 126H171V127H169ZM172 126H173V127H172ZM174 126H175V127H174ZM196 126H197L198 129L196 128ZM19 127H18V128H19ZM51 127H52V128H51ZM58 127H59V128H58ZM86 127H87L86 130H88L89 128H90V130H92V131H91L92 134H89V133H90V130H88L89 132H87L86 130H84V131L82 130V129H85ZM91 127H92V128H91ZM177 127H178V128H177ZM179 127H180V128H179ZM254 127H255V126H254ZM93 128H94V129L96 128L97 131H94ZM101 128H102L103 130H102ZM147 128H148V129H147ZM170 128H171V129H170ZM181 128H182V131H183V132L181 131ZM195 128H196V129H195ZM250 128H251V127H250ZM14 129H15V128H14ZM16 129H17V128H16ZM51 129H52V131L54 130L55 132H52ZM70 129H71V130H70ZM96 129H95V130H96ZM135 129H136L137 131H138V129L140 130V131L138 132L139 134H136L137 132H136ZM143 129H144V131H142ZM149 129H150V131H151L152 133H151L150 131H148ZM178 129H179V130H178ZM184 129H185V130H184ZM191 129H192V130H191ZM251 129H252V128H251ZM37 130H38V131H37ZM65 130H66V132H68V133H66ZM134 130H135V131H134ZM187 130H189V131L187 132ZM193 130H195V131H193ZM196 130H197V131H196ZM35 131H37V132H35ZM93 131H94L95 133H93ZM175 131H176V132H175ZM178 131H179L180 134L178 133ZM180 131H181V132H180ZM192 131H193V133H192ZM50 132H52L51 135H50ZM56 132H57V134H56ZM61 132H65L66 135H63V134H65V133L62 134ZM80 132H81V133H80ZM145 132H146V133H145ZM148 132H149V133H148ZM190 132L192 133V135H191ZM42 133H43V134H42ZM60 133H61L64 137L61 136ZM70 133H71V134H70ZM76 133H78L79 135L76 134ZM86 133H87V134H86ZM132 133H133V135H132ZM147 133H148V134H147ZM154 133H155L156 135H155ZM185 133H188V134H185ZM68 134H69V135H68ZM72 134H73L74 136H73ZM98 134L101 135V136H99ZM145 134H146V137H149V138H148V143H147V140H146L147 138L144 137ZM152 134H153V135H152ZM178 134H179V135H178ZM181 134H182V135H181ZM189 134H190V135H189ZM247 134L250 135V133H247ZM76 135H78V136L76 137ZM80 135H81V137H80ZM83 135H84V138H83ZM93 135H94V136H93ZM134 135L137 136L138 139L135 140L136 137H135ZM139 135L142 136L143 138H142V137H139ZM148 135H149V136H148ZM249 135H248V137L250 138ZM60 136H61V138H59ZM66 136L68 137V139H69V137L72 136V137H71V138H72V141H71V138L68 140ZM133 136H134V139L132 138ZM151 136H154V137H151ZM186 136H188V137H187V139L185 140ZM73 137H74V138L76 137L77 139H78V138H81V140L78 139V140L75 141L76 138L74 139ZM91 137H92V138H91ZM93 137H94V138H93ZM57 138H56V140H57ZM123 138H124V139H123ZM139 138H141V139H139ZM144 138H145V139H144ZM151 138L154 139V140L152 141ZM155 138H157V139H155ZM159 138H161V139H160L161 142H160ZM249 138H248V139H249ZM73 139H74V140H73ZM82 139H83V140H82ZM119 139H120V140H119ZM121 139H122V140H121ZM150 139H151V140H150ZM252 139H253V137H251V138L248 140V141H249V144H251V146H255V145H256V141H257V139H255V140H253V141H252ZM87 140H88V139H87ZM116 140H117V141H116ZM123 140H125V141H127V142H125V141H123ZM137 140H138V142H137ZM139 140H140V141H139ZM141 140H142V141H141ZM157 140H158V143H157ZM162 140H163V141H162ZM218 140H219V139H218ZM218 140H217V142H219V144H215V143H217V142H215V141H214V143L212 144V145H214L215 147L217 146L216 149H215V147L212 146V145H211V146L214 147L213 149L211 148V146H209V147L207 148V153H208V151L210 150V148H211L210 151H212V150L214 151V149H215L214 152L212 151L213 153L209 151V152L211 153V154L209 153V156H210L211 158H216L217 155H218V156L222 155V157L225 158V156L227 155V154H225L226 151L228 152V151H229L228 149H230V148L232 149V148L234 147L233 150H230L231 153H230V151L228 152V155H227V156H229L228 159L230 158V160L233 162V164H235L236 166H238V165H239V164H238V161H239L238 158H239V157H238L237 155H238V153H239V149H240L241 147L238 146V145H235L236 143H233V145H232V142L228 143V142H229V141H228L227 143H225V144H226V149H227V150L225 151V153H223V152L220 151L221 153H220V155H219V151L217 152L218 154H216V151L219 149V147H222V146L225 145V144H224L222 141H220V140L218 141ZM250 140H251L252 142H251ZM79 141H80V142H79ZM91 141H92V140H91ZM133 141H134V143H133ZM135 141H136V142H135ZM144 141H146V142H144ZM149 141H150V142L152 141V142L150 143ZM155 141H156V142H155ZM182 141H181V142H182ZM84 142H85V143H84ZM113 142H114V143H113ZM115 142H116L117 144H116ZM129 142H130V143H129ZM131 142H132V143H131ZM141 142H142V143H141ZM154 142H155L156 144H158V145H156ZM159 142H160V143H159ZM162 142H163L164 144H163ZM80 143H82V145H80ZM124 143H125V145H126V144H127V145L125 146ZM144 143H145V144H144ZM220 143H223V144L221 145ZM67 144H68V143H67ZM111 144H113V145H115V146H112ZM134 144H137V146L134 145ZM147 144H152V145L154 144V146L157 147V149H158L159 151L161 150L160 152L162 153V156H163V157L161 156V157H160V160H161V158H165V159H166V157H169V158L167 159V161H169V162L171 161V162L174 164V166H173V164H172V166H171V162L169 163V165L171 166V168L168 167L169 165H167V166H165V165H164V166H163V165H157V164L155 165V163H156L157 161L154 163V161H155V160H154L155 156H151L152 154H151L150 151H148V150H144L143 148H142V149L140 148L141 150H139L138 145H139V146L141 145L140 147H142L143 145H147ZM83 145H84V146H83ZM160 145H163L164 148H163L162 146H160ZM167 145H168V146H167ZM218 145H219V146H218ZM227 145H229V146L231 145V146H230L229 148H227ZM234 145H235L237 148H235ZM79 146H81V147H79ZM111 146L114 147V149H112ZM117 146H118V147H117ZM127 146H129V147H127ZM133 146H134V147H133ZM135 146H136V147H135ZM159 146H160L161 148H160ZM256 146H258V145H256ZM110 147H111V148H110ZM115 147H116V148H115ZM132 147H133V148H132ZM165 147H166V148H165ZM174 147H175V149H174ZM223 147H224V146H223ZM223 147H222V148H223ZM239 147H240V148H239ZM128 148H129V149H128ZM137 148H138V149H137ZM217 148H218V149H217ZM224 148H225V147H224ZM238 148H239V149H238ZM83 149H84V148H83ZM132 149H133V150H132ZM134 149H135V150L137 149L138 151H135ZM163 149H164V150H163ZM165 149H166V151H165ZM168 149H169V150H173V151H167ZM259 149H260V147H259ZM259 149H258V147H257L255 150H257V151H259V152L261 151L260 154H262V155H259V154L257 155V153H256L257 151H254V153H255L254 157H255V156H256V157H259V158H260V161H262V160H264V155H263L264 152L262 153V149H261V150H259ZM84 150H85V149H84ZM84 150H83L82 152H84ZM86 150H87V149H86ZM124 150H125V151H124ZM162 150H163V152H162ZM234 150H236V151H234ZM95 151H96V150H95ZM142 151H144V152H142ZM146 151H147V154H146ZM174 151H175V152H174ZM232 151L235 152V153L238 152L237 155H236L235 153H232ZM116 152H117V151H116ZM135 152H136V153H135ZM137 152H139V153H137ZM166 152H167V153H166ZM143 153H144V154H143ZM222 153L225 154V155L223 156ZM125 154H126V155H125ZM135 154H137V158H136V155H135ZM168 154H169V155H168ZM212 154H213V155H212ZM214 154H215L216 156H215ZM122 155H123V156H122ZM127 155H128L130 158H132V160H134V159L136 158V159H135L136 162H135V161H132L129 157H127ZM145 155H146V158H147V159L145 158ZM149 155H150V156H149ZM170 155H171V156H170ZM172 155H173L174 157H173ZM138 156H139V157H138ZM142 156H144V157H142ZM218 156H217V158H218ZM233 156L237 157V158H236L237 160H235V159L233 160V158H235V157H233ZM124 157H125V159H124ZM140 157H141V158H140ZM148 157H149V158H148ZM150 157H151V158H150ZM182 157H183V158H182ZM220 157H221V156H220ZM220 157H219V158H220ZM254 157H253V158H254ZM128 158H129V159H128ZM138 158H139V159H138ZM171 158H172V159L174 158V161H175V162L172 161ZM224 158H223V159H224ZM148 159H149V161H148ZM169 159H170V160H169ZM190 159H191V158H190ZM220 159H221V158H220ZM220 159H219V160H220ZM223 159H222V160H223ZM226 159H227V158H226ZM261 159H262V160H261ZM127 160H128V161H127ZM131 161H132L133 163H132ZM137 161H139V165H138ZM147 161H148V162H147ZM151 161L153 162V164H154L155 166H154L152 163H149V162H151ZM158 161H159V160H158ZM127 163H128V164H127ZM202 163H203V162H202ZM136 164H137V165H136ZM149 164H150V165H149ZM160 164H161V163H160ZM133 165H134V166H133ZM136 166H137V167H136ZM138 166H139V167H138ZM158 166H159V167H158ZM161 166L164 167V169H163ZM133 167H134V168H133ZM150 167H151V168H150ZM167 167H168V169L171 170V171H169L168 169H165V168H167ZM212 167H213V166H211V164H209V166L205 167V168H206V172H209V173L211 172V173H210L211 175H209L208 178H212V177L214 178V176L218 173V172H217V170H218L217 166H216V167L214 166L215 168H212ZM130 168H129V169H130ZM159 168H160V169H159ZM211 168H212L213 170H212ZM135 169H138V170H135ZM140 169H141V170H140ZM172 169H173V170H172ZM139 170H140V172H141V171H142V172H141V173L138 172ZM158 170H160V171H158ZM46 171H48V170H46ZM144 171H145V172H144ZM220 171H222V170H220ZM136 172H138V173H136ZM150 172H151V173H150ZM164 172H165V173H164ZM139 173H140V174H139ZM142 173H143V175H142ZM169 173H170V174H169ZM215 173H216V174H215ZM220 173H223V171L220 172ZM172 174H173V173H172ZM257 174H260V175H257ZM257 174H256L257 176H255V181L252 180V181L250 182L251 187H253L254 182H255V183L257 182L256 184H254V185H256V186H261V185L264 186V183H263V181H264V175H263V173H257ZM152 176H153L154 179L152 178ZM210 176H211V177H210ZM258 176H260V178H259ZM262 176H263V177H262ZM147 177L150 179V181H147V179H148ZM171 177H172V178H171ZM256 177H258V179H259L260 181H259V180H256V179H257ZM143 178H144V179H143ZM145 178H146V179H145ZM151 178H152V179H151ZM155 178H156V179H155ZM170 178H171V179H170ZM173 179H174V181H173ZM144 180H145V181H144ZM151 180H152V181H151ZM170 180H171L172 182H171ZM86 181L90 182V183H89V184H90L89 186H92L91 183L94 182V180H92V179H88V178H87ZM168 181H169L170 183H168ZM209 181H210V182H209ZM253 181H254V182H253ZM140 182H141V183H140ZM148 182H149V183H148ZM150 182H151V183H150ZM165 182H167V183H165ZM174 182H175L176 184H175ZM252 182H253V184H252ZM259 183H260V184H259ZM131 184H132V183H131ZM133 184H132L131 186H133ZM154 184H156V185H154ZM168 184H170V185H168ZM171 184H172V185H171ZM177 184H178L179 186H178ZM212 184H213V185H212ZM258 184H259V185H258ZM136 185H138V186H136ZM140 185H141L142 187H140ZM146 185H144V188H147V187H148V186L146 187ZM160 185H161V186H160ZM167 185H168V186H167ZM173 185H174V186H173ZM214 185H215V187H214ZM152 186H153V187H152ZM159 186H160V187H159ZM163 186H164V187H163ZM165 186H166V187H165ZM170 186H171V187H170ZM176 186H177V187H176ZM217 186H218V187H217ZM134 187H133V188H134ZM173 187L177 188V189H175L176 191H173V190H174ZM178 187L181 188V189L179 188L181 191L178 190ZM201 187H203V188H201ZM205 187H206V188H205ZM220 187H221V188H220ZM165 188L167 189L166 191L164 190ZM186 188H187V190H185ZM204 188H205V189H204ZM207 188H209L210 190L207 189ZM216 188H217V189H216ZM91 189H93V188H90V190H91ZM169 189H172V190H169ZM203 189H204V191H203ZM213 189H214L215 192L213 191ZM251 189H252V188H251ZM205 190L208 191L209 193H206ZM167 191H168V192H167ZM186 191H187V192H186ZM188 191H189V194H188ZM239 191H241V190H239ZM242 191H244V190L242 189ZM162 192H163V193H162ZM173 192H176V193L174 194ZM223 192H224V193H223ZM225 192H227L228 194H227V193L225 194ZM160 193H161V194H160ZM167 193H168V194H167ZM169 193L171 194V196H170ZM195 193H196V194H195ZM202 193H203V194L206 193V194H205L206 196L203 195ZM166 194H167L168 196H167ZM177 194H178V195H177ZM182 194H183V193H182ZM198 194H202L203 196L200 195V197H199ZM207 194H208V195H207ZM219 194H220V195H219ZM173 195H174V197H173ZM190 195H192V196H190ZM223 195H224V196H223ZM227 195H228V196H227ZM234 195H235V193H234ZM120 196H121V195H120ZM149 196H150V199H149ZM183 196H184V194H183ZM201 196H202V197H201ZM125 197H124V198H125ZM152 197H153V198H152ZM176 197H177V199H175ZM205 197H206L208 200L205 199ZM228 197H229V198H228ZM172 198H173V199H172ZM201 198H202V199L204 198V199L202 200ZM225 198H226V199H225ZM230 198H231V199H230ZM135 199H136V201H135ZM147 199H148V201H147ZM151 199H152V200H151ZM153 199H156V200L153 201ZM171 199L173 200V202L171 203V205H169V204H170L169 201H170ZM199 199H200V200H199ZM217 199H218V200H217ZM119 200H120L121 202H120ZM137 200H139V201L137 202ZM150 200L153 201V202H151L152 204H156V205H154V206H155V207H154L155 209L158 207V208L156 209V212H155V209L153 208V206H150V205H151ZM192 200H193V198H192ZM201 200H202V201H201ZM213 200H215V201L213 202ZM225 200H226V202H224ZM231 200H232V201H231ZM126 201L128 202V204H127ZM133 201L135 202V205H133L134 208H131V207H132V203H130V202H133ZM145 201H146L147 203H148V202H149V203L147 204ZM155 201H156V202H155ZM158 201H159V202H158ZM233 201H235L234 204H233ZM108 202H109V203H111V202L113 203V204H110V206H111L112 208L109 206V203H108ZM136 202L139 203V205H138ZM143 202H145V203H144L145 205L147 204V206H148L149 209H148L147 207H146L147 209H145V205L142 204ZM157 202H158V203H157ZM170 202H171V201H170ZM230 202H232V203H230ZM100 203H99V204H100ZM104 203H105V204H108V205H107L108 207H107ZM114 203H115V205H114ZM123 203H124V204H123ZM129 203L131 204V206H130ZM140 203H141V204H140ZM177 203H178V202H177ZM220 203H221V205L218 206L217 204H220ZM225 203L228 205V207H226V208H225ZM228 203H230L231 205L228 204ZM235 203H237L238 205H237V204L235 205ZM133 204H134V203H133ZM136 204H137V206H136ZM172 204H173V205L175 204V205L173 206ZM113 205H114V208H113ZM128 205L130 206V207L128 208V209H130V210H127ZM142 205H144V211H141V208H142V210H143ZM166 205H167L168 207L170 206V207H169L170 209H169ZM234 205H235V206H234ZM140 206H141V208H140V211H139V207H140ZM230 206L232 207V209H231ZM233 206H234V207H233ZM106 207H107L108 209H106ZM109 207H110V209H109ZM118 207H119V208H118ZM122 207H123V208H122ZM135 207H136V208H135ZM151 207H152L154 210H153ZM172 207H174V208H172ZM177 207L182 208V210H180V209L177 208ZM223 207H224V208H223ZM150 208H151L152 210H150ZM161 208H162V209H161ZM171 208H172V209H171ZM175 208H176L177 210H176ZM101 209H104V211L101 210ZM112 209H113V210H112ZM137 209H138V211H139L140 213L137 211ZM167 209H168V210H167ZM178 209H179L180 211H178ZM125 210H126V211H125ZM131 210H132V211H131ZM133 210H134V211H133ZM145 210H146V211L148 210V213H150V214H148L147 212H145ZM149 210H150V212H149ZM160 210H161L162 212H161ZM169 210H170V211H169ZM173 210H175V213H174ZM234 210H232V211H234ZM243 210H244V209H241L240 211H243ZM250 210H251V209H250ZM108 211H109V212H108ZM119 211H120V212H119ZM130 211H131L132 214L130 213ZM167 211H169V212H167ZM172 211H173V213H172ZM176 211H177V213H176ZM245 211H246V210H245ZM114 212H115V213H114ZM117 212H119V213H117ZM128 212L130 213V215H129L130 217L126 216L127 214H129ZM133 212H134V213H133ZM154 212H155V213H154ZM166 212H167V213H166ZM243 212H244V211H243ZM253 212H256V209H255V210H254V209L252 210L251 215H253ZM107 213H108V214H107ZM123 213H124L125 215H124ZM135 213H136V214H135ZM143 213H144V214H143ZM146 213H147V214H146ZM156 213H157V214H156ZM238 213H239V211H238ZM240 213H241V212H240ZM114 214H116V215H114ZM118 214H119V215H118ZM120 214H121L122 216H121ZM153 214H154V215H153ZM164 214H166V215H164ZM167 214H168L169 216H168ZM172 214H173V216H172ZM174 214H175V215H174ZM146 215H147V217H146ZM151 215H153L154 217L152 216V218H150ZM155 215H156V216H155ZM159 215H160V216H159ZM240 215H243V214H240ZM254 215H255V214H254ZM132 216H133V217H132ZM171 216H172V217H171ZM175 216H176L177 218H179V219H177ZM261 216L263 217L264 214H263V215L260 214V216H258V218L256 217V219H257V221L260 220L261 224L264 225V219H263ZM109 217H110V218L113 217V218H111V219H114V221H116V222L114 223V221L111 220ZM158 217H159V218H158ZM163 217H164V218H163ZM167 217H168V218H167ZM173 217L176 218L178 221H179V220L181 221V222H179V225H178V224H175L176 226H177V225L179 226V227H178V226H177V227H174L175 229L173 228V225H170V224H172V223L174 222V221H173V219H174ZM260 217H261L262 220L259 219ZM107 218H108V219H107ZM147 218L150 219V220L148 221ZM170 218H171V219H170ZM123 219H124V220H123ZM142 219H143V220H142ZM162 219H163L164 221H163ZM129 220H130V221H129ZM139 220H140V221H139ZM152 220H153V221L155 220V221L153 222ZM158 220H159V221H158ZM174 220H175V219H174ZM177 220H175L174 223H176ZM110 221H111L112 223H111ZM135 221H136V222H135ZM146 221H147V222H146ZM160 221H161V222H160ZM169 221H170V222H169ZM171 221H172V222H171ZM109 222L111 223L112 226L110 225ZM141 222H142V223H141ZM133 223H134V224H133ZM137 223H138V224H137ZM140 223H141V224H140ZM153 223H154V224H153ZM159 223H161V224H159ZM174 223H173V224H174ZM181 223H182V224H181ZM108 224H109V225H108ZM119 224H120V225H119ZM126 224H127V225H126ZM132 224H133V225H132ZM143 224H144V225H143ZM158 224L160 225L159 227H158ZM168 224L174 229V231H172V228L169 227ZM113 225H114V226H113ZM116 225H117V226L119 225L121 228L118 227V228H119V229H118ZM124 225H125V226H124ZM130 225H131V226H130ZM136 225H137V226H136ZM140 225H141V226H140ZM147 225H148V226H147ZM162 225H164V227H163ZM109 226H110L111 228H110ZM149 226H150V227H149ZM260 226H261V225H260ZM113 227H115L114 229L117 228L116 231H115V230H111ZM139 227H140V228L143 227V228L140 229ZM155 227H158V229L160 228L161 230H159V231H161V232H157V231H155V229H156ZM138 228H139L138 232H140L141 234L137 233V229H138ZM170 228H171V229H170ZM177 228H178V229H177ZM126 229H127V230H126ZM133 229H134V230H133ZM153 229H154V230H153ZM158 229H157V230H158ZM162 229H163L164 231H163ZM117 230L119 231L118 233H117ZM121 230H122V231H121ZM123 230H124V231H123ZM125 230H126V231H125ZM131 230H133L134 232L131 231ZM149 230H151V231H149ZM175 230H177V233H176ZM182 230H183V229H182ZM128 231H129V233H128ZM130 231L133 233V235L130 233ZM141 231H142V232H141ZM143 231H144V232H143ZM145 231H146V232H145ZM154 231H155V232H154ZM162 231H163V232H162ZM171 231H172V232H171ZM121 232L124 233V234H125V232H127L128 234L126 233V234L124 235V234H121ZM152 232H154V233H152ZM173 232L176 233V235L173 234ZM178 232H180V233H178ZM101 233H102V232H101ZM103 233H104V232H103ZM103 233H102V234H103ZM119 233H120V234H119ZM134 233H135V234H134ZM136 233H137V235H136ZM142 233H143V234H142ZM157 233H161V234L164 233V234H163L164 236L162 237V238H163V241H159V240H158V239H159L158 236H161V234H157ZM129 234H131L132 236L129 235ZM138 234H139L140 236H138ZM154 234L156 235L155 237H154ZM118 235H119V236H118ZM134 235H135V236H134ZM157 235H158V236H157ZM171 235H172V236H171ZM136 236H137V237H136ZM149 236H150V237H149ZM152 236H153V237H152ZM179 236H183L184 239H183V238H182V239H179ZM107 237H108V238H111V240H109ZM112 237H113V238H112ZM135 237H136L137 239H136ZM148 237H149V239H147ZM156 237H157V238H156ZM172 237H173V238H172ZM175 237H176V238H175ZM128 238H129V239L131 238V240L133 241V243L131 242V240H130V242H129ZM132 238H135V239H132ZM139 238H140V239H139ZM141 238H142V239H141ZM152 238H154V239L152 240ZM155 238H156L157 240H156ZM166 238H169L168 243H167V241L165 240ZM177 238L179 239V241L181 242V244L176 243V242L178 241ZM180 238H181V237H180ZM112 239H113V240H112ZM121 239H120V240H121ZM126 239H125V240H126ZM150 239H151V241L149 242ZM175 239H177L176 242H174ZM108 240H109V241H108ZM146 240H147V241H146ZM161 240H162V239H161ZM111 241H112V242H111ZM154 241H155V242H154ZM128 242H129V243H132V245L130 244V245H131V246H130ZM134 242L137 243V244H135ZM147 242H148V243H147ZM153 242H154L155 244H154ZM157 242H160V243L163 242V243H161V245H159L160 243L158 244ZM180 242H179V243H180ZM126 243H127L128 245H127ZM156 243H157V244H156ZM133 244H134V245H133ZM145 244H146L147 246H145ZM150 244H151V245H150ZM153 244H154L155 246H159V247H158V248L156 247V249H154L155 246L153 247ZM162 244H163V245H162ZM173 244H174V245H173ZM122 245H123V247H121ZM124 245H125V246H124ZM136 245H138V246L136 247ZM149 245H150V246H149ZM220 245H221V244H220ZM133 246H134V247H133ZM143 246H144V247H143ZM160 246H162L163 249H162V247H160ZM135 247H136V248H135ZM149 247H151V248H149ZM152 247H153V250H152ZM171 247H172V249H171ZM202 247L206 248L205 245L202 246ZM202 247H201V248H202ZM124 248H125V249H124ZM145 248H146V249L149 248V249L146 250ZM181 248H179V249H180V250H179L180 252L182 251ZM201 248H200V250L203 252V251H204V250H203L204 248H202V249H201ZM220 248H221V247H220ZM220 248H219V249H220ZM226 248H227V246H225V248H222L221 251H220L219 249L216 248V249L219 250V251L216 250L217 252H215V249H213L214 251L211 250L212 252H210V253H211L212 255H213V253H214V255H215V254H218V256H220V255L223 254V251H224ZM116 249H117V251L119 250L118 252H120V250H121V252L118 254V255L121 254L120 257H119L118 255H116V254H113V255H112V252H113V251H115L114 253H116ZM129 249H130V250H129ZM134 249H135V250H134ZM150 249H151V250H150ZM160 249H161L162 251H160V255H159V252H158V251H159ZM125 250H126V252L123 253V251H125ZM131 250H134V251H131ZM154 250H156L155 253H154ZM163 250H164V251H163ZM206 250H207V249H205V251H206ZM222 250H223V251H222ZM137 251H138V252H137ZM145 251H146V252H145ZM174 251H173V252H174ZM205 251H204V253H205ZM118 252H117V253H118ZM136 252H137V253H136ZM141 252H145V253H147V254H148V252H149V254L152 252L150 255L148 254L149 256H152V257H150V258H152V260H153V261L150 260V261H152V263H151V262H147V261L145 260V258L142 256V253H141ZM156 252H158V254H157ZM162 252L165 253V255L163 256L164 258L161 256V255H163ZM202 252H201V253H202ZM207 252H208V251H207ZM219 252H220V253H219ZM122 253H123V254H122ZM133 253H131V254H133ZM194 253H195V252L191 253V255L193 254V255H192L193 258L191 257L190 254H189L190 256H188V254H186L185 256H188V257H190V258H188V260H187V258L185 257V260H186V261H182V262H180V264H183V263L186 264V263H188L187 261H189V260H190V261H189L190 263H188V264H192V263L194 264V263H195L194 258L198 255L199 252H198V253H195L196 255H194ZM221 253H222V254H221ZM109 254H111V255H109ZM135 254H133V257H134V258L137 257V256H134ZM153 254H154V256L156 257V258H154V259H153ZM156 254H157V255H156ZM199 254H200V253H199ZM205 254H206V253H205ZM219 254H220V255H219ZM114 255H116L117 257L114 256ZM122 256H124L123 259L121 258ZM158 256H159V257H158ZM194 256H195V257H194ZM157 257H158V259H157ZM160 257H161V258H160ZM119 258H120L122 261H121ZM134 258H133V259H134ZM182 258H183V257H182ZM212 258H213L212 256H211L210 259L207 257V260H206V258H205V259L203 260V263H202V264H211V263L214 264ZM115 259H117V260H115ZM163 259H164V261H163ZM165 259H166V260H165ZM183 259H184V258H183ZM192 259H193V260H192ZM118 260H119V261H118ZM137 260L135 259V261H137ZM144 260H145V261H144ZM154 260H155V261H154ZM191 260H192V261H191ZM208 261H210V262H208ZM145 262H146V263H145ZM155 262H156V263H155ZM157 262H158V263H157ZM191 262H192V263H191ZM204 262H205V263H204ZM214 262H215V261H214ZM133 263H132V264H133ZM167 263H166V264H167ZM114 264H115V263H114ZM116 264H118V263H116ZM119 264H120V263H119ZM195 264H196V263H195Z\"/></svg>",
    "mask_w": 264,
    "mask_h": 264
},
{
    "label": "built area",
    "instance_id": "2783aa9c",
    "mask_svg": "<svg viewBox=\"0 0 264 264\" xmlns=\"http://www.w3.org/2000/svg\"><path fill=\"white\" fill-rule=\"evenodd\" d=\"M40 215L14 218L0 210V258L16 264H36L45 250Z\"/></svg>",
    "mask_w": 264,
    "mask_h": 264
}]
</instances>
